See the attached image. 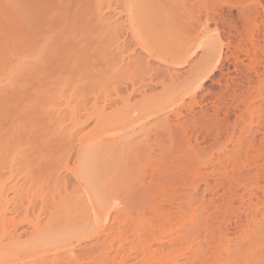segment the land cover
Here are the masks:
<instances>
[{
	"label": "rangeland",
	"instance_id": "obj_1",
	"mask_svg": "<svg viewBox=\"0 0 264 264\" xmlns=\"http://www.w3.org/2000/svg\"><path fill=\"white\" fill-rule=\"evenodd\" d=\"M12 1H14V2H12ZM38 1L39 0H33V1L32 0H9L8 2H6V0H0V55H1L0 56V102H2V101L4 102V103L2 102L3 104L0 103V114H1L2 111L4 113H6L7 111L9 113L11 112V115L13 114L12 112H20V113L21 112L22 113L23 112H27V113L30 112V113H32V111H33L34 114H36L35 112H45V113L47 112V114L50 112L47 115V117H46V115L44 113L43 114V115H45L44 117L50 118L51 116L54 115V116H57V118H60L58 123H57L58 119L55 118L56 119L55 122L52 121V122H54V124H53L54 126L51 127V128H54L55 124L56 123L58 124V126L56 128L58 130H56V129L55 130H56V132L58 131L57 132L58 134L61 133L62 136L58 137L59 135H57V137H56L55 134H57V133H55L54 134L55 136H53V137L57 138V141H56V139L54 141L51 137H49V135L52 136L51 135V131H52V133H54V130L53 129L51 130L50 128H48V127H50L49 125L47 126L48 122L46 123V121L48 119H46L44 117H40L42 115L39 114L40 116L39 115L34 116L35 119H37V117H39L40 119L38 118L35 121V119L33 118L32 120H34L33 122L35 124L32 123L33 125H31V123L30 124L28 123V126L31 125L33 127L35 125L34 128H35V130L36 129L37 130H36V132H33L34 134L37 133V131H40V129H41L40 132L42 133L41 135H40V132L38 133L37 136H39V138L38 137L35 138V136H33L34 138L31 139V141H33L32 143H34L33 145L31 143V145L34 146L33 147L34 149H32V150H35V146L36 147L37 146L38 147L41 146L40 147L41 151L38 150L39 149L38 147H37V150H35V151H39V154H41L40 152H43L44 155L48 154L49 156H46V157L50 158L49 161H48L47 158H44L43 157L44 155L42 154L41 159L39 161H41L42 157H43L45 159L44 162L46 160H47V162H45V164H43L44 162L42 160L43 163L39 164L37 162V160H36V162L39 165H41L42 167L39 166L40 167L39 168L37 166L38 164H36L37 167L36 166L35 167L39 168L40 170H41V168L44 167V170L48 169V171L50 172L49 167L50 166L52 167L54 165L56 167V168H53L54 166L52 167V170L53 169L55 170V171L53 170L54 175L51 176L50 174L49 175L46 174L47 175L46 178L48 176H51V179L53 177V179H55L56 183L58 181L60 183V184L58 183L59 185H61V184L63 185V183L64 184L66 183L65 184L66 186L64 185L65 187H63V190H62L61 186L59 187V185H58V187H59V191L58 192L59 193L58 192H56V193L54 192L56 190V188H58L57 185H56L55 189L51 188V186L52 185L54 186V184H52L50 186V184L47 183L49 185V187H50V188H47V189H51V190H47L45 188V187H47V184L45 185L44 183H42V185L44 184L43 187L42 186L40 187V185H41L40 183L41 182L37 183V179L41 181V179L43 177L42 181H46V180L50 181L49 180L50 178L48 177V179L44 180L45 176H41V175H43L42 173H45L44 171L40 172L41 173L40 174L41 177L38 176L39 178H37V179L34 178L35 175L38 172V169L36 171H35V169H34V171L32 170V172H35L33 174H32V172H30L31 175H32V177L30 176V178L33 181H35V179H36L34 187L32 185L33 183L32 184L30 183L31 184L30 186H32L33 188L30 187L29 185L27 186L26 179H27V181H29L30 178L26 177V179H25V175L24 174H26V176H27L29 174V172H28V174L25 173L24 171H21L20 174L18 172H16V169H18L20 171V169L23 168V167H21L20 169L16 168L20 164H21V166H23L24 163L27 164L28 161L29 162L31 161L28 158L27 159L28 161H25V162L21 163L22 161H19V159H18L19 156L17 154L18 153L20 154V152L23 153L24 152L23 150L27 149L26 146L23 144L24 146L22 145L21 147L18 146L16 149L14 148V150L17 151L16 152L17 154L15 152H14V154L13 153L12 154H13V156L16 154V156L18 158L16 157L15 159H18L17 162L18 161L20 162L18 165H16V167L14 165H11L12 163H10V160L12 162L14 160L12 158V156H11L12 154L11 155L9 154V153H11L10 151H12V149H10V151H8L9 155L7 153H4V154H7L8 157L11 156L10 158H12V159L9 158L10 160L8 159L9 162H7L8 164L10 163L11 167L7 163L5 164V166L7 165L6 167L9 168V169H7L6 172H8L10 174V172H9L10 168H13V169H15V172H14L15 174H13L14 176L12 175V179H10L11 175L9 177V174L7 173L9 178H7V183H5V185H4L6 187L5 188L6 190L4 189V192L6 193L7 196L5 195L4 192L2 194H3L4 197H7L8 201L7 200L6 201L9 202V204L5 203L7 206L4 205L5 206L4 207V206H2L3 204L1 205L2 202L0 203V206H1L0 208L7 209L6 212H5L4 218L0 222H4L6 220L9 221V219L11 221V219L13 218L14 220L12 219L13 220L12 222H15L17 224L18 221L20 222L22 220L20 218L24 219L25 217H27L29 215V217L31 219H33V218H36L35 215L36 216L39 215V217H38L39 219L37 218V221L39 220V222H36V219H35V221L33 220V223L36 222V224H39V225L34 226L35 223L34 224L32 223L33 226H29L30 222H28V224L27 223L25 224V222L30 220V219L28 220L27 218H26L27 220L24 223L21 222L20 224H17L18 227L16 226V228H17L16 232H14V229L11 228L12 224L8 225L9 226L8 227L9 230H10V228L12 229L10 233L14 234L15 239L18 236V235L16 236V234H19V237H18L19 239L18 238L17 239L21 243H19L15 239H12V240L9 239L11 236H13V235H9L10 234V233H8L9 230L6 229L5 232L4 231H0L1 232L0 233V239H2V240H0V246H4L5 247V249L1 247L4 250H2V249L0 250L1 251L0 255H2V251H5L6 249H9L8 251H10V252L13 251L14 255H13V253H11L12 257L11 256L8 257V256L4 255L7 258H11L10 259L11 262H10L9 259H7V260H8V263L9 262L10 263L13 262L12 264H41V263L42 264H49V263L50 264H54V263L55 264H58V263L59 264H104V263L105 264H264V155H262V154H264L263 153L264 152V29H263L264 26L262 27L263 30L261 29L262 33L257 32V34H260V35H258V37L261 36L260 39H258L257 38V34H256L257 30H256V27H254L256 25H254L255 23H253V33H254V30H255L254 37L256 36L258 41L254 37L252 39H255L257 42L260 41L259 43L261 45L260 46L261 48H259V47L257 48L256 47L257 44L254 43L256 41L255 40L252 41L251 35H250V39H251L250 41L252 43L256 44L255 45L256 48L253 46L252 43H251L252 45H250V42L247 41V39H244L245 41H243L245 43H246V41L248 42L246 44L248 45V47L250 46L249 48H250L251 51H249V53H250V55L252 54L251 56L247 53L248 51L247 52H239L238 49H240V48L243 49V47H245V49H246V44L244 43L245 46H243V47L241 46L243 44L242 41H241L242 37L236 38L238 35L237 36L235 35L234 37L232 36L233 38H231L232 42L234 41L233 42L235 44V45L233 44L234 46H237V45L240 44L239 48L237 46V48H238L237 51H236V48H234L232 44L231 45H232L233 48L230 47L231 45L229 46L228 49L226 47H224V46L222 47L223 48L222 49L223 50L222 56H224V57H222L221 60L225 58V54H227L229 57L230 56L232 57L234 55H236V56L238 55V57H240L239 59L244 62V65L240 64V63H243L242 61H239V62L237 61V65L238 66H236L235 64L231 65L230 63H232V62H230V61H232L233 57L231 59L229 58L228 61L226 59L222 60L223 63L220 60L222 65L224 64L223 65L224 68H223L221 63L218 62L219 67L221 66L220 69H219L217 63L215 64V65H217L216 68H215V66L212 63L210 64L209 62H207V65H206V63H203V61L205 62V60L208 59V56H206L207 54L205 53V51H209V50H204V49L205 48L207 49V48L210 47V46L208 47V44L210 42H211V44L214 43V42L212 43V40L214 39L212 37L216 38L215 35L218 34L219 35V36L217 35L218 36V40L222 39L221 42L223 44L227 41L226 38L228 37V35L226 33H224V32H226V27L223 25V21L221 22V19L217 21L218 18H216L217 16H215L214 15L215 13H213V12L218 9L217 13L218 12L221 13L220 10L223 9L221 14H223L222 17L226 16L225 19H228L230 17H231L230 19L237 18L236 14H238L237 13L238 9L236 10L235 7L237 5H238L237 6L238 8L240 7V9H241V7H245L246 6L245 0H243L244 1L243 3H242V0H240V1H238V0H235V1L234 0H221V2L224 5L222 7H221V4H219V3H221L219 0H213V3L216 4V6L220 5V7L217 6L218 8H216V6L214 7L213 4H212L211 6H209L210 7L209 10H206V11L207 12H209L210 10L213 11L212 13L215 16L216 22H218V24H216V26H215L214 25L215 22L213 24L214 20L213 21L210 20L212 23L207 22V23H209V25L207 27L208 31L204 30V27L202 28V26H201L200 29L201 30L203 29V30L202 31L199 30L200 26L196 24L197 22H195L194 24L199 26L198 28L194 27V24H192L193 26H191L190 24L194 22V19L193 20H191V19L189 20V18H191V17L188 16L189 13L191 12L190 15L194 14L196 16L195 17L194 15H191V16H193V18H195V19L197 18V20L199 18H201V17H197V16L198 15H200V16L202 15L200 13L203 10H202V7H200V5L202 4L203 1H204L203 4L207 5V3H206L207 1H205V0H203V1L202 0H183V1L182 0H139V2H138V0H135V1H133V3H128L129 2L128 0H109V1L108 0H103L104 2H106L104 6H102L103 5L102 0H101V2L99 0L98 2H100L102 4H98L100 6L97 7V8H94L95 10L93 9L94 14H90V13L89 14H86V13L83 14L81 10H80L81 11V13H80L79 10H77V9H78V7L80 5L81 6L84 5L82 3H79V2H81L80 0H78V4L79 5H77V2H74V0H72V2L69 0L68 1V7H67V1L66 0H54L55 2L53 0H44V1L40 0L39 1L40 4H41V1L45 2L44 3V5H45L44 7H43V3L40 5V4L37 3ZM60 1H61L62 4H60ZM231 1L234 2L235 4L232 3ZM255 1L256 0H254L253 3H256ZM263 1L264 0H262V4H263V7H264ZM22 2H23V4H22ZM107 2H109V3H107ZM141 2H143V3H141ZM210 2H212V1L210 0ZM224 2L227 3V4L229 3L228 6L231 5L230 3H232L233 5L230 6V8L229 7L227 8V6L225 5ZM60 5L62 6V8L63 7H66V8L62 9ZM234 5H236V6L234 7ZM253 5L255 6V4H251V6H253ZM40 6H41V8H40ZM93 7H95V6H93ZM166 7H168L169 9L166 8ZM232 7L234 8V10H233ZM37 8L39 9L38 13H40V15L37 13V10H38ZM44 8L46 9V11H45ZM145 8H146V11L148 10V13H146L147 15L145 14ZM171 8L173 10L172 13L174 12L173 14L171 13V10H170ZM203 8H204V6H203ZM73 9L74 10L76 9V11H78V13L83 14V15H79L75 11L78 14L75 17L83 19L82 20L83 22L85 21V23H83V25L80 23L81 20H79V19H76L75 22H74V20H72L73 22L70 21V18H71V12L70 11H73ZM207 9H208V7H207ZM228 9H230L231 11L229 12ZM263 9L264 8H262V10L261 9H259V10H260V15L264 19V11H263ZM43 10L46 13L44 12L45 14L41 15V13H43ZM96 10H97V12H96ZM128 10H130L129 14H128ZM132 10H135L136 12L139 11L140 16H139V14H137V15L140 18L141 17L143 18V16H144V20L147 18L146 20L149 21L148 19H150V17H151L150 15L151 14L154 15L152 17H154V19L156 17V19L154 21L152 20V25L149 24L150 26L149 25L145 26L147 22H146V20L144 21L142 19L139 21L140 23L138 22V24L135 23V22H131L130 24L133 23L132 24L133 26L132 25H130V26L134 27V29H133V31H129L130 28H132V27L129 28V25H128V20L130 19L129 16H130ZM141 10H144L143 16L141 15ZM32 11H34V12H32ZM168 11H170V12H168ZM64 12L66 13V15H65ZM61 13H63L64 15L61 14ZM169 13H171L170 16L168 15ZM210 13H208V14H210ZM212 13H211V16H212ZM62 15L64 17L61 18ZM72 15H74V12H73ZM172 15H173V17H171ZM48 16H49V18H48ZM65 16H66V18H65ZM145 16H146V18H145ZM167 16L170 17V19L172 18L173 20H175L174 21L175 23H174L173 20L171 19V21H172L171 25L173 26L172 30L170 29V28H172L170 26H168V28L162 27V22L164 21V19L166 21V19H167L166 17ZM261 16L259 18H261ZM39 17L42 19L41 22H40ZM202 17L204 18V16H202ZM44 18H45V21H44ZM64 18L66 19V21L69 19V21H68V23L66 25H65V23L64 24L61 23V22L65 21ZM48 19L50 20V22H48L49 21ZM263 19H262V24L261 25H263V22H264ZM201 20H203V19L201 18ZM232 20H234L235 22L239 21L237 19H232ZM101 21H102V23H101ZM141 21L144 22V25L142 24ZM191 21H193V22H191ZM220 22L222 23L223 26H220V24H221ZM257 22H259V21L257 20ZM27 23H28V25H27ZM50 23H51V25H50L51 26V31H50V26H49ZM176 23L180 24V26H178ZM84 24H86L87 27ZM175 24L179 27V28L177 27L179 30H180L181 27H182L181 30L184 29V30H182V31H184V34H182V31L180 32L179 30H177L178 31L177 32V31L174 30V29H177ZM70 25L71 26L73 25L72 26L73 29H70V30H74L75 29L76 32L69 31V32H72V33H69L67 35V39H66V35H64V34L68 33V31L67 32H65V31L69 27L71 28ZM102 25H103V27H102ZM174 25H175V28H174ZM217 25L219 26V28L217 27ZM261 25H259V29L261 28L260 27ZM62 26H64V27H62ZM82 26L85 27V28H83ZM214 26H215V28H214ZM33 27H35V29H32ZM38 27H40V28H38ZM113 27H114V29H113ZM222 27H225V28H223L224 32H222L223 31ZM106 28L109 29V30H107ZM195 28L197 29V31H201L203 34H200L201 32L199 34H195L196 33L195 32ZM217 28H218V30H217ZM250 28L252 29V27H250ZM36 30H38V31H36ZM173 30H174V32H173ZM214 30H217L219 33L217 31H214ZM35 31L37 32L36 33L37 35H35ZM57 31H58V33H64V34H62L61 38L59 37L61 39L60 41L62 43V46H63V44H66V43H64L65 41L62 42V40H63L62 38H65L64 40H66V41L68 40L71 43V44L68 43L67 45L70 46L71 51L73 49L72 53H71L70 49H68L69 47L65 46L64 48H67V50H69L70 53L66 52V54L64 56L61 55V54H64L65 50H64V48L61 47V44L58 42L59 41V39H57L58 37L56 38L57 35H55L54 32L57 33ZM134 31L137 32L138 37L140 36L139 34H141L142 38H144L145 41L149 37L147 39V42H148V40H150V41L154 40L152 45L155 42L156 43L158 42L157 43L158 45H156V43L153 45L155 48L159 47V44L161 42H163V43L164 42H166V43L168 42L167 47H166V44H164L165 47H166L165 50H169V48H168L169 46L176 48L177 45L181 44V46L183 47V51H182V47H181V51L184 54V56L182 58H184V60H185V58L187 57V59L185 60L186 63L181 58L180 59L184 62V63L182 62V64L181 63L179 64V59H177L178 60V64L177 63L173 64L174 66L171 64V62H170L171 65L167 63V62L170 61L169 59L166 60L167 62L165 61L166 63H162V62H164L163 60L158 59V58L156 59V56H155L156 50L154 49V47H153V49L155 50V52H153L154 54L152 53L153 55L152 56L149 55L150 57H148L147 53H150L152 51H150V49H148L149 46H148V48L143 47V49H142L141 46L143 44L141 42L145 43L144 39H142V38L141 39L143 41L141 39H139L140 42L137 41L138 44H142L141 46L138 47V45H137V43L135 41L138 37L136 36ZM205 31H207V33ZM25 32H28V33H25ZM38 32H40L41 35H43V36H40L39 35L40 33L38 34ZM49 32L52 33V34L54 33V35H55L54 39L55 40L57 39L58 41L56 43H58L60 45H58L56 43H53L55 40L53 41V39H51V38H53L54 36L53 37L50 36ZM170 32H173V33H170ZM29 33H30V35H29ZM73 33L74 34L78 33L79 35L77 37L81 36L82 38H80V39L76 38V36L73 35ZM70 34H71V36L73 35V37L70 36V38L73 39L75 37L77 40L74 38L76 41H74V39L73 40L71 39V41H70L69 40V35ZM250 34H252V32ZM169 35L171 37H169ZM195 35H198V37L196 36V38H197L196 41H195V38H194ZM30 36H33L34 38H29ZM59 36H60V34H59ZM243 36H244L243 38H246V37L249 38L248 37L249 36L248 33H247V36L246 35H243ZM36 37L37 38L40 37L39 39L40 40L42 39V40H41V42L40 41L39 42L42 43L44 41L43 42L44 44H39V42H38L39 46L37 45L36 48H35L33 46V44L36 45V41H38V40L35 39ZM41 37H43L45 40L43 38H41ZM49 37H51L50 38L51 39L50 42L53 41L52 43L55 44L54 46L58 45L57 47H61L62 48V50H61V48L58 50L59 54H60L59 58L61 56H62L61 57L62 59H63V57L67 58L66 60L64 59V60H59V61L65 63L70 58L69 59L70 61H68L70 64H68V67H67L68 69L67 68L66 69L69 71L70 70L69 69V67H70L69 65H71L72 63H76L77 65L74 64V66L77 67L78 65H80L79 66L81 68L80 70H82L83 71L82 73H85V76H87L89 79H87V77H86L84 79H87L88 81L84 80L83 76H82L81 77L82 79L80 80V78H78V77L75 78L76 77L75 73H74V75L70 74V75H72L71 76L72 78H71V80L69 79L70 80L69 83L65 82V86H64L63 84H64V81H65V77L64 78L61 77V79L64 80V81H61V79H60V81L63 82L61 85H57L56 83H58V84H60V83L59 82H55V84L57 85V87H55L56 90H57V91L55 90V92H56L55 95H58V97L57 96L55 97V95H53L54 96V98H53L52 95H51V97L53 99H51V98L47 99L46 100L47 103H48L47 104L46 102H44L46 97H47L46 96L45 99L43 100V102L46 103V104H44L38 99L37 94L34 93L35 89H37L36 85H38V84H36V82H38L37 78L34 79V77H33V78L29 79V77H28L29 74H27V73H29V70L32 71V72H35V71L39 70L42 67V66H40V63H39V65H37V66H40V68L37 67L36 69H32L31 70V69H29V67L25 68V65H24L25 62L21 60L20 64L22 63L24 65V68L21 69L20 67H18V69L22 73L21 77L22 76L28 77L29 81H27V79H26V82H27V84L29 83L30 85H26L25 84L26 86H23L24 84H22V83H24V82H22V81L24 79L22 78V81H21L22 85L20 86V83L18 82L19 80L16 79L17 77L15 78L14 75L11 74V71L13 70L12 68H14V66H15L13 64H15V62H17V60H16V58H13L14 60L13 59L11 60V57L10 58L8 57V53H9L8 51L12 50L13 53H15V57L16 56L17 57L18 56L21 57L25 53L23 51L24 49H25L26 52L32 53L31 55H33L37 49L39 50L40 45H41L42 49L40 48V52L43 50V53L45 52V54H47V53L49 54L51 52V48H53V46H52L53 44L52 43H51V46H50ZM133 37H135L136 39L133 38ZM173 38H174V40H173ZM235 39H237V40H235ZM239 39H240V43L238 41ZM5 40H6V42H5ZM27 40H29L30 42L27 41ZM72 41H74L73 44H72ZM235 41H237L238 44L235 43ZM31 42H32V45H31ZM173 42H175L174 46L172 45ZM197 42L200 43L201 47H200V45H197V44H199ZM215 42L217 43V39H216ZM192 43L194 44L193 46H191ZM82 44H83V46H82ZM29 46H33L35 51L33 49H31V50H33V52H30L29 51L30 50ZM145 46H147V44H145ZM27 47H29V48H27ZM194 47L196 48V50L194 49ZM55 48L52 49L53 54H55L56 53V49H58V48H56V49ZM120 48H121V50H120ZM144 48L149 50L150 52H148ZM7 49H8V51H7ZM27 49H29V50H27ZM192 49H194V51ZM226 49H227V51L224 54V51ZM175 51H177V49ZM175 51H174V53H175ZM229 51H231V52H229ZM241 51H243V50H241ZM61 52H63V53H61ZM192 52H194V53L196 52V54L194 55V54H192ZM253 52H255V56L256 57L253 56ZM243 53H247L248 57L249 56L250 57L248 58L247 54H245L246 56L245 55H241ZM188 54H189V57H188ZM52 55H51V58L53 59ZM57 55H58V53H57ZM113 55H115V56H113ZM104 56H105V58H104ZM2 57H5L6 59H4ZM205 57H206V59H205ZM111 58H113V59H111ZM246 58H248V59H246ZM251 59H252V61H254V60L257 61L258 60L257 64H256L255 61H254V63L252 62L253 65H254V69H252L253 65L250 62ZM46 62H47V59L45 60L44 63L46 64ZM226 62L227 63L229 62V64H227ZM234 62L235 61H233V63ZM42 63H41V65H42ZM44 63H43V66L45 65ZM54 63H53V65H55V66H53V65L46 66V68H44V69L42 67L40 70L43 69V72H46V70L49 67L52 68L53 70L54 69L58 70V68H56L57 67L56 66L57 63L56 62H54ZM63 63H61V64H63ZM106 63H107V65H106ZM110 63H112L111 66H110ZM199 63H201V67L200 68H198V66L200 65ZM248 63L250 65H252V66H247ZM66 64H67V62H66ZM12 65H13V67H12ZM113 65H115V67ZM168 65H170V66H168ZM210 65L214 66V69H212L211 72H210V68H209ZM255 65H257V66H255ZM64 66H63V68H64ZM94 66H95V68H94ZM106 66H108V67L109 66L110 67L113 66L111 68L112 71L114 70L116 72V69H117L118 70L117 72L121 73V75L125 74V73H128V74H126V76L125 75L121 76L120 74L117 73V75H115V77H114V75L111 77L112 74H115V72L113 71V73L111 72L112 74L109 75L110 77L108 78L107 74L110 73L109 72L110 69L108 70V67H106ZM225 66L228 67V68H225ZM58 67H59V64H58ZM196 67H197V69H196ZM234 67H236L237 70L235 69L233 71ZM247 67H249V69H251L253 72L256 71L255 70V68H256L258 72L260 71V73H259L260 76H256V75H258V74H256L257 71L255 73H252V71L249 70V69H248L249 70L248 71ZM63 68H61V70H59V71L61 72L62 70H64ZM84 68L87 69V71ZM93 68H94V70H93ZM27 69H28V71H26ZM105 69H106V71H108L107 74H105V72H106ZM198 69H201V70H198ZM221 69H223V71ZM48 70H50V69H48ZM57 70H56V72H57ZM74 70L73 71L76 72L75 68H74ZM77 70H78V68H77ZM208 70H209L210 74L207 75L209 72L205 73L206 77H205V75L203 76V77H205L204 78L205 80L203 79V77H202L203 81L199 80L200 82L202 81V83H201L202 84L201 85L202 89H200L201 87L198 88L199 89V93H198V90L196 91V99L198 97L197 101L202 103L201 105L200 104L199 105L201 107H203V109H205V106H202V105L206 104L207 105L206 107L208 108V109L206 108V110H208L209 112H197V111L200 110L199 109L200 106L198 107V105H197L194 108L196 110V111L194 110L195 112H189V110H188V112H189L188 113L187 112L188 107L187 106L185 107L184 105H186L188 100H190V99L183 97V93L185 94V92H187L191 88V86L188 89H185V88H187V87H185V84L189 85V83H190L189 80H192V79H194V77H197V76H195V73L197 75H199V74L201 75V72L203 73V72H206ZM228 70H229V72H227ZM59 71L57 73H60ZM97 71H98V73H97ZM99 71H101V72H99ZM138 71H139V73H138ZM199 71H201V72H199ZM15 72H18V70L15 71ZM47 72H46V74L45 73L44 74L42 73V74L45 76L49 72L53 73L52 70L49 71L48 73ZM64 72L67 73V71H65V70H64ZM86 72H88L89 75H87ZM135 72H136V75H135ZM51 73H50V75H51ZM78 73L76 72L77 76L80 75ZM90 73H91V75H90ZM99 73H100V76H99ZM38 74H41V72L40 73L38 72ZM64 74H63V76H64ZM133 74L135 75L136 78L133 77L134 76ZM119 75H120V77H119ZM232 75L233 76L234 75L238 76L241 79H244L243 76H247V77H249V79H251L249 81V79L247 77H245L246 81H243L244 83L247 82V80H248V82H250L249 84L247 82V84H248L247 86L252 85V86H250L249 89H248V87L246 88V85H244V83L242 81H241L242 84L240 83L241 87H240V85H237V86H238L239 90H240V88H241V90L243 88L244 89L246 88L248 91L253 87V89L251 90V93L249 92L250 94H248L247 90H245L244 92H247L246 94L241 92L239 95L244 94L245 96L242 95L243 96L242 98H244V97L246 98V97L250 96V99H251L250 103L252 105L249 103V101H248V103L250 104V106H253V109L255 107V109H254L255 111H253V109L251 108L250 111L252 110V112H241V111L244 110L246 103L244 105H242L239 102V99L241 100V96H239V97L235 98L236 100L232 101V103L234 102L232 105H234V107H235L236 103H240V105L237 104L238 106L236 105V107H237V109H240L241 111L240 110L238 111L237 109H232L234 107L231 106V108H229V111L231 110L230 112H211L212 107L216 105V100L218 101V99H215L216 97L214 98L210 93L212 92L213 95H214V93H215V95L221 93L220 87H218V84H216V81L220 79V82L223 85L224 84L223 82H226V81L229 82L228 80H229V77H230L231 80H233V79L236 80V82L233 81L235 84L240 82V78H238V77L232 78L233 77ZM16 76H18V75H16ZM34 76L38 77V75H34ZM51 76L53 78H55L56 74L54 76V73H53ZM129 76L132 77V78H129ZM59 77H58V79H59ZM99 77H101V78H99ZM19 78H20V76H19ZM49 78H50V76H49ZM106 78L109 79V80H107ZM123 78H124V80H122ZM125 78L126 79L129 78L130 80L129 79L126 80ZM76 79H77V82H76ZM100 79H102L105 82H103L102 80L99 81ZM225 79H226V81H225ZM30 80H32V81H30ZM35 80H36V82H34ZM39 80H43L44 83L47 81V85L46 84L44 85L43 81H42V84H43V86L50 87L51 83L49 82V84H48L49 79L47 78V76H46V78L43 77L42 79L40 78ZM50 80H51V78H50ZM125 80H126V82H125ZM237 80H238V82H237ZM252 80L254 81L253 82L254 84L251 83ZM66 81H67V78H66ZM149 81H151V82H149ZM8 82L11 83L12 85H10ZM102 82L104 83V85L102 84ZM172 82L175 83V84H173ZM231 82H229V83L231 84ZM66 83H68V84H66ZM8 84L11 87H9ZM42 84H41V89H42ZM131 84H133L134 92L131 91V89H132V85ZM51 86H52V84H51ZM98 86H99V88H98ZM29 88L30 89L33 88L34 91L30 90ZM43 88H45V87H43ZM52 88H54V87L52 86ZM82 88H83V90H84V88H86V90H87V88H88V90H90V91L87 90V93H88L87 95L84 93V92H86L84 90L83 93L86 95V96L83 97L84 99L82 98V95H84V94H82V95H80V93L77 94L78 91L80 89H82ZM37 90H39V89H37ZM52 90L53 89H50L51 94H52ZM83 90H81V92ZM185 90H187V91H185ZM42 91L40 90L39 92H42ZM130 91L133 92V93H131V95H129ZM45 92H49L48 89ZM96 92H98V93H96ZM60 93H62V94H60ZM205 93H206V95H204L205 98L202 97L203 100L201 101V99H200V101H199V95L200 94H205ZM41 94H43V93H41ZM187 94L188 93H186L184 96H186ZM60 95H62V96L59 97ZM44 96L45 95H43V98H44ZM181 96L183 98H185V101H186L185 102L186 104H184L182 106H184L187 109L185 110V108L183 107L184 110H185L184 111V110H182L180 108V110L182 111L181 113L183 114V116L181 115L180 119H179V117H177L178 118L177 119L176 117H174L175 115H173L171 111L176 109L177 106H179V105L181 106V104L184 103V102L181 103L182 101H184V99H182ZM40 97L42 98V96H40ZM48 97H50V96H48ZM127 97H128V100H126ZM179 97H180V99H179ZM186 97H189V96H186ZM144 98L146 99L145 101H149L148 98L149 99L150 98H153V99L155 98L154 100L152 99L153 102L155 101L154 104H157V103L160 102V105H162L161 101H165V103L167 101V103H166L167 105L174 104V103L176 104L177 100H180V102H178L177 105H175V104L173 105L174 109H172L173 107L171 108V105H170V107H168L169 109L168 108L166 109L167 112H164L166 110H164L162 112L161 109L163 107L162 108L160 107L161 108L160 109L161 112H159V109H157V111L152 109L154 107L153 106L154 104L152 102H151V104H153V105H152L151 109H149L150 108L149 107L150 106L149 105L150 102L149 103L145 102L146 103L145 106L148 104L149 105L148 109L152 111V114H150V113H148L150 111L146 108L147 106L144 107V108L147 109V110L144 109L146 112L145 111L141 112L143 110H142V107L140 108V106L141 105L144 106V104L142 103ZM189 98H191V97H189ZM122 99H124V100H122ZM14 100H15V102H14ZM152 100H150V101H152ZM237 100H238V102H237ZM156 101H158V102H156ZM242 101H243V99L241 100V102ZM245 101H247V100H244L243 103ZM126 102L128 103V106L125 105ZM221 102H218V105ZM227 102H226V104H227ZM39 103L40 104L42 103V104L40 105ZM140 103H142V104H140ZM189 103H191V102L189 101ZM34 104H36V105H34ZM33 105H34V107H33ZM54 105H56V106H54ZM160 105H158V107ZM44 106H46V107H44ZM243 106H244V108H243ZM94 107H96V109ZM138 107L141 109V111H140V109H138ZM155 107L157 108L156 105H155ZM166 107H164V109ZM190 107H191V105H190ZM190 107H189V109H190ZM238 107H240V108H238ZM259 107H260V109H259ZM41 108H43V109H41ZM214 108H213V110H214ZM257 109H258V111H257ZM262 109H263V112H260L259 110L262 111ZM51 110H52V112H51ZM98 110H99V113L100 112L103 113L102 116H104L105 118L108 116L106 119L102 120L103 123L105 121L104 124L106 126L101 122V120H99V121L102 124H99V121H98V117L99 116L96 118L97 115L94 114L96 111L98 112ZM153 110H154V112H153ZM235 110H237V111H235ZM74 112L76 114L75 115L76 116L75 119L77 118L76 120H77V124L78 125L77 124L76 125L78 126V128L75 127L76 126L75 124H74L75 126L73 125V122H72L73 119L72 120L70 119V117H71L70 113H74ZM114 112H116V113H114ZM9 113H8V115L4 114L6 116V118H7L6 120H4V121H6V124L8 123L7 122L8 120L10 122V120L12 118L17 117V116L12 117L10 115L9 118H11V117L12 118L9 119L8 118ZM30 113H28V114L31 117ZM51 113H53V114H51ZM55 113H56V115H55ZM57 113H59V115ZM89 113L90 114L92 113L91 117H90ZM173 113L174 114L175 113L181 114L180 112H173ZM34 114L32 113V115H34ZM62 114H63V116H62ZM23 115H25V114H23ZM109 115H110V117H109ZM201 115L203 117L206 115L205 116L206 119H207V116H208L209 119L210 118H212V119H211V121L208 120V122H207V120L205 118H203ZM0 116H2L3 119L5 118L3 115H0ZM18 116L19 117H17L14 120V123H15L16 120L18 121V118L25 117V116L22 117L21 114L18 115ZM87 116H88V118H87ZM27 118H29V117L28 116L25 117L26 121H27ZM52 118H51V120H52ZM25 119L22 120L23 122L22 121H20V122H22V124H23L24 122H26ZM30 119L31 118H29V120ZM116 119L118 121H116ZM166 119H167L168 122L166 121ZM226 119H228L227 120V122H228L227 124L228 125L230 124V126L228 127L230 130L227 129L228 125L227 126L224 125V124H226L224 122ZM29 120H28V122H29ZM173 120L174 121L175 120L176 121L177 120H179V121L182 120L181 123H182V126H184V129L186 130L185 133H186L187 138H188V135H190L189 139H190L191 144L194 145L195 143H198V144L200 143L199 144L200 147H202V145L204 147H207L206 148L207 150H203V148L201 150L203 151V153H205L204 151H206L205 155H206V158L208 157V159H206V158L205 159L202 158L204 160H199L198 159V162H197L198 164L196 163L197 159L195 160V162H194L193 159H191V160L188 159L186 161L185 160L183 161L182 159L178 158L179 160H176L177 157H174V158L173 157H167V158L164 159V158L160 157V155H161L160 148L161 147H160V145H158L159 140H156L157 143L155 142V140L153 138V136H155V135H150V136H152V137H150L151 140L149 139V141H151V142H149V143L147 142L146 143V141H145L146 138L144 139V137L141 136V135H143V133H145V132H143L144 129L142 131L143 133L140 131V134H139V130L142 128L141 125L143 126V124H144L143 128L147 126L149 129L147 127H146V129L151 131V134L152 133L154 134L156 132V131H154L155 129L156 130L158 129V131H159V129L162 130L163 127H164L162 125H164L165 123H168L167 125H165V126L168 127L171 124V123L169 124V122H172ZM191 120H192V122H191ZM96 121H98V122H96ZM176 121L174 123H176ZM0 122H1V120H0ZM59 122H61V123H59ZM107 122H109V123H107ZM183 122H184V125H183ZM2 123H3V121H2ZM96 123H98V124H96ZM12 124H13V122H12ZM50 124H51V122H50ZM3 125L5 126V124H3ZM3 125H1L0 127L4 128ZM10 125H11V123H10ZM172 125H173V123L170 126H172ZM8 126L9 125L5 126V130L6 131H7L6 127H8ZM139 126L141 127L140 129H139ZM95 127H98V128H95ZM153 127L154 128L156 127V128L154 129ZM167 127H164L165 130L169 129ZM172 127H174V129L177 130V129H179L180 126L178 127L175 124ZM186 127H188V128H186ZM230 127L231 128L233 127L232 131H231ZM1 128H0V130H1ZM152 128L154 130H152ZM224 128H226L229 132L231 131V133H227V134H229V135L232 134V136L228 135L227 137L226 136L224 137V132H225L223 130ZM44 129L48 130L47 133L45 132L46 130L44 131L45 134L43 132ZM100 129L102 130V133H98L99 131H101ZM29 130H30V128H29ZM32 130L33 129H31V131ZM95 130H97V131H95ZM131 130L132 131L134 130L135 133L133 132V134H130V133H132V132H130ZM148 130H146V132H148ZM26 131H27V129H26ZM90 133H91V135H88L89 137L92 136V138L96 137V139H97L98 136H99V138L101 140L98 139L99 141L98 140L97 141H98V143L100 142V144L102 146L106 147V149L104 151L108 150L107 148L111 149L112 145H113V147H116L118 144H119L118 146L125 145L127 147V145H129L131 147H133V146L137 147V144H139V142L141 144V142L143 143V141H145L146 145L148 144L149 147L151 146V148H153V150H155L154 153H153L152 149L151 148L149 149L150 150L149 152L152 151V153L154 154L153 155L151 153V155H153L154 158L152 156L147 158L148 160L152 159L151 161H149L150 163L152 162L151 164L147 161L149 163V165L146 164L147 162H146V159H145L147 156H150L148 150L146 151L147 153H145V154L141 153V154H144V155H141L140 153L138 154V155H141L142 159L143 158L145 159V160H142V161L139 160L140 163H138V161H137L138 164H134V162H135V158H134V160L132 162L129 161V159H128V162H127L128 165L126 164V167L124 166L125 164H123V166H124L123 168H128V169L132 170V172H133L134 168H135V171H137L139 169L138 172H135L133 174L135 176H137L136 173L139 174L140 171H141V175L140 174L139 175L140 176L143 175L144 182H143V180H141V181L143 182L142 184H144V185L143 186H142V184H140V185L142 186V188H144V190H145V185H146V187H148L150 189L148 191L151 192V195H149V197L151 196V198H149L150 202L148 201V203H147V201H144L146 198L143 199V195L141 194L142 197L140 195V198H142L144 203L146 202L148 205L145 203L146 205L143 206L144 204H142V206L144 207L143 208L141 206L142 209L137 207V208L140 209V211H138L137 214L135 213L137 211H135V212L133 211V210H135L134 206L136 205V204L132 205L133 202H135V200H133V199H131V201L133 200L132 202H129V203H131L130 206L131 207L133 206L132 208H134L133 210H131L132 212H134V214L133 213L131 214L130 210L129 211H128V209L126 210V207H127L126 204H128L127 201L123 202L121 204L118 201L119 202V205H118L119 209H116V208H118V206L116 204L115 205L112 204L114 206V208H112L111 206L107 205L109 203V201L111 200V198L109 197V199H108L107 196L104 198V200H106V198L108 199L107 200L108 203H106V205L103 204L102 202H99L100 198L99 199L97 198L96 203H94V197H93V202L91 203V200L88 201L87 195L84 194L85 192L83 191V189L79 188V187L83 186L84 190L86 189L85 188L86 186H84V181L85 180L83 181V179H82L83 182H80V180H79L80 178H76L77 177V173H79V167L81 166V164L79 166L81 158H80V160L78 158H79V155H80L79 153H81V150H82L81 148L82 147L80 146L79 143L80 142L82 143L81 137H82L83 134H84L83 135L84 137H82V138H85L87 136V134H90ZM156 133L158 134V132H156ZM218 133H219V139L217 140V143L216 142L213 143V141L215 139L214 136L216 134H218ZM1 134H2L1 135V137H2L4 133H1ZM5 134H6V132H5ZM65 134H67V135L71 134V136L74 134L73 135L74 140H73L72 137L70 138V139L73 140L72 143L73 142L74 143L73 144L71 143L70 144L71 146H70L68 144L69 142L67 141V139H64L65 140V145L67 144L66 146H68V147H65V145H62L63 143L61 144V147H60L59 146L60 142H63V141L59 142V140H61V139H58V138H61V137L64 138L63 135L65 136ZM85 134H86V136H85ZM97 134H98V136H93V135H97ZM20 135H22V133ZM20 135H18V136L20 137ZM28 135H29V133H28ZM125 135H127L128 137L125 136ZM44 136H46V137H44ZM47 136L49 137L48 139H47ZM124 136H125V138L126 137L127 138L124 139ZM144 136L146 137V133H145ZM26 137H27V135H25V137H24L25 140H26ZM79 137H80L81 141L78 139ZM27 138L30 139V137H27ZM40 138H42V140L44 142L42 140H41L42 141L41 143L40 142H35V141H40ZM157 138L158 137H156L155 139H157ZM15 139H17V138H15ZM21 139H23V136H22ZM86 139H87V137H86ZM45 140H47V142ZM51 140H53V141H51ZM141 140H143V141H141ZM195 140H197V142H195ZM13 141L11 140V142H13ZM66 141L68 143H66ZM16 142L18 144L19 141H16ZM22 142H23V140H22ZM56 142L58 144H56ZM114 142H115V144H113ZM212 143L215 144V145H211ZM51 144H53V145H51ZM143 144H141V145H143ZM256 144H257V146H256ZM31 145H29V146L31 147ZM152 145H153V147H152ZM98 146H100V145H98ZM125 146L121 147L122 148L121 151L124 150L123 148ZM143 146H145V145H143ZM143 146H141L140 149L144 148ZM148 146H146V147L148 148ZM253 146H256L258 149L257 148L255 149V147L253 148ZM62 147L68 148V149H64V148L61 149ZM146 147H145V149H147ZM101 148H103V147H101ZM79 149H81V150H79ZM98 149L100 150L99 147L96 150H98ZM116 149L114 148V150H116ZM129 149H127L125 151H128ZM134 149L138 150L139 148L138 149L134 148ZM258 150H260V152ZM5 151L6 150H4V152ZM110 151H112V152H110L112 154L113 152H116L118 150H116V151L110 150ZM121 151L119 149V152H121ZM159 151H160V154H159ZM50 152H52L51 153L52 155L50 154ZM130 152H131V150H130ZM140 152H144V151L141 150ZM0 153H3V152H0ZM32 153H33V151H32ZM37 153L38 152H36L35 154L37 155V158H38L39 155ZM62 153H64V154H62ZM104 153H107V152H104ZM110 153L109 154L107 153L106 156L107 155L110 156ZM132 153H133V150H132ZM134 153H136V151H134ZM259 153H262L261 154L262 156ZM29 154H30V152H28V154H26V155L28 156ZM114 154H113V156H114ZM146 154H149V155L145 156ZM36 155H35V157H36ZM138 155L135 154V156H138ZM32 156H33V154H32ZM66 156H67V158H66ZM124 156L127 157L126 155H124ZM128 156H131V155H128ZM142 156H144V157H142ZM8 157L4 156L5 162L7 161L6 158H8ZM22 157H21V159H24V157L23 158ZM52 158H54V159L52 160ZM108 158L110 159L111 156L108 157ZM128 158H130V157H128ZM141 158H138V159H141ZM0 159H3V155H2V158L0 157ZM114 159H118V158L115 157ZM50 160H52V161H50ZM60 160L63 161V162L61 163ZM110 161H113L112 163H114L113 159L110 160ZM2 162H3V160H2ZM15 162H16V160H15ZM15 162H14V164H15ZM50 162L53 163V165H51ZM124 162H125V160H124ZM4 163H2V164H4ZM47 163H49L48 166H46ZM54 163H57V164L55 165ZM58 163H60V164L58 165ZM65 163L68 166H64V165H66ZM2 164H0V167L3 168V166H1ZM25 164H24V166H25ZM32 164H33V162H32ZM117 164L118 163H116V166H117ZM43 165H45V166H43ZM151 165H153V166H151ZM28 166H29V164H28ZM28 166H25V167L29 171V169L31 170L33 166L31 168H29ZM141 166L142 167L146 166L144 168L145 170L143 171V172L146 171L145 174L142 173L143 169L141 168ZM67 167L70 170H72V172H70V170L67 171L68 170ZM118 167H119L118 170L120 171V166H118ZM121 167H122V164H121ZM65 168L67 169L66 171H65ZM4 169H0V170H4ZM115 169H117V167ZM150 169H151V171H150ZM45 171H47V170H45ZM126 171H129V170H126ZM147 171H148V174H147ZM157 171H159V172H157ZM12 172H11V174H12ZM26 172H27V170H26ZM107 172H109V170ZM128 173H131V172H128ZM4 174H5V170H4ZM51 174H52V172H51ZM108 174H110V172ZM121 174H122V172H121ZM123 174L124 175L121 176V177L125 178L126 177L125 176V172ZM166 174H168V175H166ZM1 175H2V172H1ZM1 175H0V182H1V179L2 180L6 179V178H2ZM33 175H34V177H33ZM128 176H129V179H130L132 177V174L131 175L128 174ZM4 177H6V174L4 175ZM121 177H119V178H121ZM123 178H121V180H123ZM127 178L128 177H126V180H128ZM135 178H138V177H135ZM32 180L30 182H32ZM126 180H125V183H126ZM132 181H133V179H132ZM139 181L140 180H138V182ZM2 182H4V181H2ZM23 183H25L27 187L31 188V190L28 189L25 186V184H23ZM49 183H51V182H49ZM119 183H120V181H119ZM133 183L134 182H132V184ZM1 184H3V183H1ZM36 184H38L39 189L40 188H42V190H44L43 188L46 189L43 192H42L41 189H40L41 191L38 190L42 194L45 193L44 195H41V193H37L36 192V190L38 189L35 186ZM127 185H128V188H129V184H127ZM140 185L138 187L141 189V192H142L143 189L140 187ZM148 185H150V187ZM12 186H13V188H12ZM14 186H15V189L17 188L15 191L21 190L20 195L23 192L22 195L20 196L22 199H23V196H26L27 198L29 197L28 200L30 198L32 200L35 199V201H31V204H30L31 206L30 205L28 206L30 208H28L29 213H28V211H27L28 214L26 213L27 216H25L26 207L28 205V204H26L28 202V201L26 202L27 198H24V202L22 204L21 202L23 200L20 201V199H21L20 197H19V199H17L18 196L17 197L14 196V192H15L14 191ZM122 186H125V185H122ZM135 186H136V184H135ZM135 186H132V187H135ZM25 187L27 189V193L29 192V194H27L26 191H22V190H24ZM132 187L130 186L131 192H133ZM34 188H36L35 191H34ZM60 189L62 190V193H61L62 196L66 197L67 199L70 197L68 199L70 201V203H68V204H70V205L67 204L66 198L64 199V201L67 204L65 206L66 209L62 205V204L65 203L64 201H61V202H64V203H60L62 207L58 206V207L55 208V205H54L55 203L58 204L60 202L59 200H61V199L63 200V198L60 199V197H61V195H60L61 190ZM80 189H82V190H80ZM121 190H123V189H121ZM134 190H137L136 187H135ZM139 190H137L138 191L137 194H135V192H133L136 195V196L135 195L134 196L137 199H139V196H138L139 194L138 193H141V192H139ZM0 191L2 192L3 190H0ZM30 191H33V192L31 193ZM51 191L54 192L53 193L54 195L51 193ZM145 191L148 192L147 190H145ZM145 191L142 192V193H145ZM17 193H19V192H17ZM17 193H16V195H18ZM47 194H51V195L48 196ZM120 194H121V192H120ZM28 195H30V196H28ZM74 195L77 196L80 200L77 199V197L75 198ZM121 195H123V194H121ZM128 195H124V196H126L127 199H129ZM50 196H53V198H54V200H56V202L54 200H52V197H50ZM83 196L85 198H83ZM42 197H44V198L46 197L47 199L46 198L42 199ZM126 197L125 198L122 197L123 200H121V201H125ZM49 198H51L50 199L51 201L50 200L48 201ZM4 199H6V198H4ZM4 199H1V197H0V201H3ZM41 199L43 201H41ZM101 199H100V201H101ZM142 199H140V200H142ZM74 200L75 201L77 200L76 201V204H77L76 208L74 207V205H75V201ZM4 201H3V203H4ZM36 201H37V203H41V204L43 203V205L37 204ZM52 201L55 202V203H52ZM73 201H74V205L72 203ZM83 201H85L84 203L87 202V204H83ZM107 201H105V202H107ZM10 202H12V203H10ZM47 202H48L49 205H47ZM20 203L23 206H25L24 207L25 208L24 211H23V208L19 207V206H22ZM50 203H52V205ZM90 203L91 204L94 203V207H95V204L100 205L102 203L101 206H100V209H99L98 205H96V207H95V208H97V210L100 213H103L107 206H108L109 210L111 208L113 209V210L111 209V213L112 212L115 213L114 211H116V210H118L119 213H120L119 216H117V214L114 216L113 213L110 214L109 210L106 209V212L108 211V213L103 214V216L106 217V214L107 215L109 214L110 216L109 215L108 216H109L110 219L108 217H106L108 219V220H106L105 217H102L101 218L102 219L101 224L105 225L104 228L106 230L104 229L103 231L108 233V234H104V232H103L102 233V235L104 234L103 236L101 234H99V236H97L99 238H97V237L94 238L98 233H96V235L94 234L95 236L94 235H92V236L89 235V236H91L90 238H89L88 234L86 236L87 238L86 237L83 238L81 236L82 235L81 229H82V231H84L85 228L89 229V227L92 226V224H93V226H95V227H92V228L96 229V227H97L96 224H98V225L100 224V220H101L100 216L102 214L100 215L98 211H96L97 214H95V213L93 214L92 210H95V208L91 210ZM110 203H109V205H110ZM112 203H114V201H112ZM135 203H138V205H140L141 201L140 202L136 201ZM149 203H151V205H149ZM18 204H20V205L17 206ZM33 204H35V205H33ZM78 204H80V205H78ZM14 205H16V206H14ZM46 205L50 206V207H47ZM138 205H136V206H138ZM32 206L33 207L36 206L35 207L36 209L33 208L34 210H32V208H31ZM40 206L43 208V210H42L43 213L40 212L41 211V209H40L41 207ZM91 206L93 207V205H91ZM115 206H117V207H115ZM17 208H21V209H17ZM74 208L76 209V211H75ZM87 208H89L90 211H88L89 209H87ZM120 208H122V210H120ZM16 209H17V211H15ZM114 209H116V210H114ZM38 210H40L39 211L40 214H38ZM87 211L89 212V215L93 214V216L95 215V217H96V215H100L99 218H98V216L96 217V218L99 219V223H96V221H93L91 223V221L93 219L94 220H96V219L94 217H92L93 218L92 219L91 215L89 216L90 217V219H89L88 215H87L88 213L85 214ZM120 211L121 212L123 211V212L121 213ZM126 211H128L129 213L127 212V214H126ZM3 212H2V215L4 214ZM55 212H58V213H56V215H55ZM21 214L22 215L24 214L25 217H23ZM139 215H141V216H139ZM143 215L146 217V220H145V217H143ZM52 216L58 217L57 218L58 220H57L56 223H59V224L54 225V226H56V229H55V227L52 226L51 228L48 227L50 230L49 229L47 230L45 228V226H47V223H48L50 217L52 219ZM113 216H114V218L118 217V220L120 219L121 222H120V220L118 221L116 218H115L116 221H114L113 220L114 219ZM130 216L131 217L133 216L131 218L132 220L129 219ZM1 217L2 216L0 214V220H1ZM125 217H126V219L127 218L128 219L126 220ZM4 219H6V220H4ZM55 219L53 220L54 223H55ZM59 219H61V220L59 221ZM74 219H76V220H74ZM105 220L107 222H105ZM147 220L149 222H147ZM8 221H6V222L8 223ZM10 221H9V223H10ZM124 221H126L127 223L124 222ZM6 222H4V224L2 223V225L5 226ZM81 222H84V223L80 224ZM138 222L140 224H138ZM49 223H50L49 226H51V223H53V222H51V220H50ZM2 225L0 223V226H2ZM103 225H101V227H103ZM131 225H132V227H131ZM39 226L41 227V229H40ZM31 227L32 228L34 227L36 230L39 229V231L41 230V232H40L41 234L39 233V231H37L39 235L36 234V236H34L35 235L34 232H36V231H34ZM0 228H1V230L4 229L3 226L0 227ZM42 228H45L44 230H46V231H44V234H42L43 233L42 232L43 231ZM117 228L121 231L120 233H121L122 236H121L120 239L117 236V234H120V233L116 232ZM131 228H132V230H131ZM133 228H137V229H134L135 230L134 233L136 232L134 235H137L136 239L132 238L133 237V235H132ZM52 229H53V231H52ZM141 229H143V230H141ZM32 230H33V232H32ZM112 230H114V231H112ZM136 230H139V231L137 232ZM147 230H148V232H147ZM6 232L8 234V237H3L2 238L1 236H3V233H5L4 236H7ZM12 232H14V233H12ZM76 232L77 233L80 232L81 234L80 233L77 234ZM73 234L75 236H73ZM77 235H78V237L80 235L82 238H80V237H79L80 239L79 238H75V237H77ZM84 235H86V234H84ZM113 236H115V240H114ZM14 237H12V238H14ZM71 237H72V239H71ZM112 238H113L114 242H112ZM144 240H146V241H144ZM119 241H121L123 243H121ZM130 241L132 242V246L133 247L136 246L135 248H133L131 246V242ZM107 243H109V246H110V243L112 244L110 246L111 249H109V253L107 254L108 256L106 255L107 246H105ZM142 244H143V246H145L146 250L144 249ZM20 245L22 246V249H21ZM16 247H17V249H16ZM102 247H104L105 249H103ZM142 247L144 249V252H143ZM12 248H13V250H12ZM26 248H27V250H26ZM130 248H132V249H130ZM14 249H16V250H14ZM56 249L59 250V251L57 252ZM15 252H17V253H15ZM117 252H119V253H117ZM130 252H131V254H130ZM7 253L8 252L6 250V254ZM66 253H67V255H65ZM3 254H5V253L3 252ZM69 254L72 255V257L74 259ZM69 257H71L70 258L71 260H69ZM105 257H107V258H105ZM0 258H2L1 259L2 261L0 260L1 264H2V262H3V264H4L5 261L7 262L6 259H4V261H3V258H4L3 256H1ZM72 260H74V261H72ZM104 260H106V261H104Z\"/></svg>",
	"mask_w": 264,
	"mask_h": 264
},
{
	"label": "bare ground",
	"instance_id": "obj_2",
	"mask_svg": "<svg viewBox=\"0 0 264 264\" xmlns=\"http://www.w3.org/2000/svg\"><path fill=\"white\" fill-rule=\"evenodd\" d=\"M8 1H9V0H8ZM8 1L6 0V2H8ZM32 1H33V0H32ZM39 1H40V0H39ZM39 1L37 2L38 4H40ZM43 1H44V0H43ZM53 1H54V0H53ZM66 1H67V7H68V1H69V0H66ZM70 1L72 2V0H70ZM80 1H81V2H79V3H82V4H84V5H82V6L80 5L79 7L77 6V7H78L77 10H79L80 13H81V11H82L83 14H84V13H86V14H89V13H90V14H94L93 9L99 7L100 5H98V4H102V3H100L101 0H100V2H98L99 0H80ZM108 1H109V0H108ZM128 1H129L128 3H133V1H135V0H128ZM182 1H183V0H182ZM202 1H203V0H202ZM202 1H201V2H202ZM205 1H207V2H206L207 5H204V4H203L204 1L202 2L203 5H202V4H201V5L199 4L200 7H202V10H203V11L205 10L204 12L202 11L205 15L200 11V12H201L200 14H202V15H201V16H200V15L197 16V17H201L203 20H201V18H199L198 20H197V18H196V19L193 18V16H191V15H194V14H191V15H190V13H191V12H190L188 16L191 17V18H189V20H190V19H191V20L194 19V22L191 21V22H193V23H191L190 25L193 26L192 24H194L195 22H197L196 24L199 25L200 27L197 26L196 24H194V27H197V28L199 27V30H201L200 28H201V26H202V28L204 27V30H207V31H208L207 27H208L209 23H207V22L212 23L211 21L214 20V21H213V24H214V22H215L214 25L216 26V24H218V22H216V18H218L217 21L221 19V22L223 21V25L226 27V32H224V29H223V28H225V27H222L223 31H222V30H221V31L224 32V33H226V34L228 35V37H227V38L225 37V38L227 39V41H226L224 44L221 42L222 39H219V40H218V36H219L218 34L215 35L216 38H215V37H212V38H214V39H213L214 41L212 40V43L214 42L215 44H214V43L211 44V42H210V43H209L210 45L208 44V47H209V46H210V47L207 48V49H206V48L204 49V50H209V51H205V53H206L207 55H206L205 53H204V54H205L206 56H208V59H206V57H205L206 60L204 59L205 62L203 61V63H206V65H207V62H209L210 64L212 63V64L215 66V68H216V66L218 65V62H219V63H221V62L223 63L222 60L226 59V60L228 61L229 58L231 59V58L233 57L234 60L232 59V61H230V62H232V63H230V64H231V65H234V64H235L236 66H238V65H237V61H238V62H239V61H242V60L239 59L240 57H238V55H237V56L234 55V56H232V57H231V56L229 57L227 54H225L226 51H227V49L229 48V46H230L231 44H232V45L234 44V43H233L234 41L232 42V39H231V38H233L235 35H236V36L238 35L236 38H240V37H242V39H243V40L241 39V41H242V43H243V44L241 43V44H242V45H241L242 47L245 46V45H244L245 42H243V41H245L244 39H247V41L250 42V45L253 44V46L255 47V45L257 44L256 47H257V48H258V47L261 48V47H260L261 45H260V43H259L260 41L257 42V41H258L257 38L260 39L261 36L258 37V35H260V34H257V32L262 33L261 29H262V27L264 26V22H263V25H261V24H262V19H263V18H262V16L260 15V10H259V9L262 10V8H264V7H263V4H262V0H256V1H255L256 3H253L254 0H245L246 6H245V7H241V9H240V7H239V8L237 7L238 5H237V6L234 5V7L236 6V7H235L236 10L238 9V10H237L238 12L236 11L238 14H236V17H237V18H232V19H237V20H239V21H236V22H235L234 20L230 19L231 17H230V18L227 17L229 20H228V19H225L226 16H225V17H222L223 14H221V13H222V10H223V9L220 10L221 13L218 12L219 14L217 13V10H218V9L215 10L216 12H215V11L213 12V11H211V10H210L209 12H207L206 10H209V8H210L209 6H211V5L213 4V6L215 7L216 4L213 3V0H211L212 2H210V0H209V1H208V0H205ZM219 1L221 2V0H219ZM234 1H235V0H234ZM238 1H240V0H238ZM12 2H14V1H12ZM54 2H55V1H54ZM74 2H77V5H79V4H78V0H77V1L74 0ZM96 2H97V3H96ZM102 2H103V5H102V6H104L106 2H104L103 0H102ZM136 2H137V1H136ZM138 2H139V0H138ZM163 2H164V1H163ZM216 2H217V1H216ZM225 2H226V1H225ZM225 2H224V3H225ZM231 2H232V1H231ZM243 2H244V1L242 0V3H243ZM18 3H19V2H18ZM18 3H17V4H18ZM33 3H34V2H33ZM42 3H43V7H44V6H45V5H44L45 2H42V1H41V4H42ZM64 3H65V2H64ZM107 3H109V2H107ZM141 3H143V2H141ZM209 3H210V4H209ZM232 3H234V2H232ZM232 3H230L231 5H229V6H228L229 3H228V4L225 3V5L227 6V8H228V7L230 8V6L233 5ZM263 3H264V1H263ZM8 4H9V3H8ZM12 4H13V3H12ZM14 4H15V3H14ZM22 4H23V2H22ZM41 4H40V5H41ZM60 4H62L61 1H60ZM94 4H95V5H94ZM126 4H127V3H126ZM135 4H136V3H135ZM219 4H221V7L224 6L222 2L219 3ZM234 4H235V3H234ZM251 4H255V6H254V5L251 6ZM32 5H33V4H32ZM108 5H109V4H108ZM11 6H12V5H11ZM60 6H61V5H60ZM65 6H66V5H65ZM93 6H95V7H93ZM126 6H127V5H126ZM164 6H165V5H164ZM203 6H204V8H203ZM217 6L220 7V5H217ZM217 6H216V8H218ZM250 6H251V7H250ZM26 7H27V6H26ZM35 7H36V6H35ZM38 7H39V6H38ZM80 7H81V8H80ZM127 7H128V6H127ZM168 7H169V6H168ZM168 7H166V8H168ZM185 7H186V6H185ZM207 7H208V9H207ZM40 8H41V6H40ZM46 8H47V7H46ZM61 8H62V6H61ZM63 8H66V7H63ZM63 8H62V9H63ZM79 8H80V9H79ZM90 8H91L92 10H91ZM146 8H147V7H146ZM146 8H145V14L148 13V10L146 11ZM232 8H233V7H232ZM30 9H31V8H30ZM35 9H36V8H35ZM37 9H38V8H37ZM44 9H45V8H44ZM57 9H58V8H57ZM88 9H89V10H88ZM103 9H104V8H103ZM129 9H130V8H129ZM136 9H137V8H136ZM149 9H150V8H149ZM168 9H169V8H168ZM199 9H200V8H199ZM28 10H29V9H28ZM41 10H42V9H41ZM47 10H48V9H47ZM80 10H81V11H80ZM94 10H95V9H94ZM170 10H171V13H172V11H173L172 8H171ZM200 10H201V9H200ZM228 10H229V12L231 11L230 9H228ZM233 10H234V8H233ZM38 11H39V9L37 10V13H38ZM45 11H46V9H45ZM45 11L43 10V13H41V15H42V14L44 15V14L46 13ZM48 11H49V10H48ZM75 11H76V9H75V10L73 9V11H70V12H71V18H70V21L73 22L72 20H74V22H75L76 19H79V20H81L80 23L83 25V23H85V21L83 22V21H82L83 19H80V18L75 17V16L78 15V14H79V15H83V14H80V13H78V11H76V12L78 13V14H77ZM91 11H92V12H91ZM129 11H130V10H128V14L130 13ZM263 11H264V9H263ZM263 11H262V12H263ZM32 12H34V11H32ZM35 12H36V11H35ZM44 12H45V13H44ZM59 12H60V11H59ZM65 12H66V11H65ZM65 12H64V13H65ZM73 12H74V15H72ZM96 12H97V10H96ZM100 12H101V11H100ZM159 12H160V11H159ZM168 12H170V11H168ZM210 12H211V13H212V12L215 13L214 15L217 16V17L215 18V16L213 15V13H212V16H211V13H210ZM14 13H15V12H14ZM47 13H48V12H47ZM143 13H144V10H141V15H142V16H143ZM163 13H164V12H163ZM171 13H169L168 15L170 16ZM173 13H174V12H173ZM173 13H172V14H173ZM198 13H199V12H198ZM208 13H210V14H208ZM216 13H217L218 15H217ZM25 14H26V13H25ZM32 14H33V13H32ZM38 14L40 15V13H38ZM49 14H50V13H49ZM61 14H63V13H61ZM61 14H60V15H61ZM137 14H139V16H140L139 11H138V12H136L135 10H132V11H131V14H130V16H129L130 19L128 20L129 28L133 26V25H132L133 23L130 24L131 22H135V23L138 24V22H139L141 19L144 20V16H143V18H142V17L140 18ZM150 14H151V13H150ZM33 15H34V14H33ZM33 15H32V16H33ZM50 15H51V14H50ZM63 15H64V14H63ZM63 15L61 16V18L64 17ZM65 15H66V13H65ZM146 15H147V14H146ZM148 15H149V14H148ZM174 15H175V14H174ZM18 16H19V15H18ZM21 16H22V15H21ZM30 16H31V15H30ZM72 16H73V17H72ZM150 16H151V17H150ZM150 16H149L150 19H148L149 21L146 20L147 18H146V16H145V18H146V19H145L146 22H147V23L149 22L148 24L146 23L145 26H147V25H149V24L152 25V20L154 21V20L156 19V17H155V19H154V17H152V16H154V15L151 14ZM194 16H195V15H194ZM202 16H204V18H203ZM260 16H261L262 19L259 18ZM40 17H41V16H40ZM40 17H39V19H40V22H41L42 19H41ZM46 17H47V16H46ZM51 17H52V16H51ZM67 17H68V16H67ZM171 17H173V15H172ZM177 17H178V16H177ZM195 17H196V16H195ZM219 17H220V18H219ZM24 18H25V17H24ZM48 18H49V16H48ZM65 18H66V16H65ZM65 18H64V19H65ZM74 18H75V19H74ZM166 18H167L166 21H165V19H164V21L162 22V27L168 28V26H170V27H172V28H170V29L172 30V29H173V26L171 25V24H172V21H171L172 18L170 19V17H168V16H167ZM175 18H176V17H175ZM182 18H183V17H182ZM258 18H259L261 21H260ZM6 19H7V18H6ZM33 19H34V18H33ZM46 19H47V18H46ZM168 19H169V20H168ZM48 20H49V19H48ZM53 20H54V19H53ZM79 20H78V21H79ZM145 20H144V21H145ZM172 20H173V19H172ZM195 20H196V21H195ZM210 20H211V21H210ZM257 20H258L259 22H257ZM14 21H15V20H14ZM44 21H45V18H44ZM68 21H69V19H68L67 21H66V19H65V21H64V22H61V23H62V24L65 23V25H66V24L68 23ZM174 21H175V20H173V22H174ZM198 21H199V22H198ZM252 21H253V22H252ZM263 21H264V19H263ZM48 22H50V20H49ZM54 22H55V21H54ZM76 22H77V21H76ZM90 22H91V21H90ZM141 22H142V24L144 25V22H143V21H141ZM155 22H156V21H155ZM178 22H179V21H178ZM221 22H220V23H221ZM237 22H238V23L240 22V23L238 24ZM251 22H252V23H251ZM260 22H261V23H260ZM52 23H53V22H52ZM61 23H60V24H61ZM69 23H70V22H69ZM101 23H102V21H101ZM139 23H140V22H139ZM153 23H154V22H153ZM174 23H175V22H174ZM174 23H173V24H174ZM220 23H219V24H220ZM247 23H248V24H247ZM250 23H251V24H250ZM253 23H255L254 25H256V26H254V27H256V30H257V31H256L257 38H256V36L254 37L255 30H254V33H253ZM24 24H25V23H24ZM78 24H79V23H78ZM176 24H177V23H176ZM176 24H175V25H176ZM27 25H28V23H27ZM29 25H30V24H29ZM50 25H51V23L49 24V26H50ZM73 25H74V24H73ZM73 25H72V26H73ZM84 25L86 26V24H84ZM111 25H112V24H111ZM130 25H132V26H130ZM175 25H174V28H175ZM177 25L180 26V24H177ZM177 25H176V28L178 27ZM223 25H222V23L220 24V26H223ZM251 25H252V26H251ZM259 25H261V26H260V27H261L260 29H259ZM33 26H34V25H33ZM36 26H37V25H36ZM47 26H48V25H47ZM70 26H71V25H70ZM72 26H71V28H70V27L68 28L69 30L67 29V30L65 31V32L68 31L67 34H64V33H58V31H57V33L54 32L55 35H57L56 38L58 37L57 39H59V41H58L57 39H56V40L54 39V38H55L54 33L52 34V33L49 32V33H50V36H52V37L54 36L53 38L49 37V42L51 41V39H53V41L55 40L54 42L52 41L53 43H56V42L58 41V42L61 44V47H62V48H64L65 46H68V47H69L68 49H70V46L67 45V44L70 43V42H69L68 40H67V41H68V42H67L66 40H64L65 38H62V39H63L62 42L65 41L64 43H66V44H63V46H62V43H61V41H60V40H61L60 38L62 37V34H64V35H66V39H67V35H68L69 33L76 32L75 29H74V30H70V29H73ZM115 26H116V25H115ZM137 26H138V25H137ZM149 26H150V25H149ZM160 26H161V25H160ZM188 26H189V25H188ZM215 26H214V28H215ZM28 27H29V26H28ZM60 27H61V26H60ZM62 27H64V26H62ZM82 27H83V26H82ZM86 27H87V26H86ZM102 27H103V25H102ZM189 27H190V26H189ZM217 27L219 28L218 25H217ZM250 27H252V29H251ZM38 28H40V27H38ZM52 28H53V27H52ZM83 28H85V27H83ZM110 28H111V27H110ZM129 28H128V29H129ZM141 28H142V27H141ZM157 28H158V27H157ZM178 28H179V27H178ZM178 28H177V29H174V30L177 31V30H179ZM181 28H182V27H181ZM181 28H180V30H179L180 32H181L182 30H184V29L181 30ZM205 28H206V29H205ZM218 28H217V30H218ZM21 29H22V28H21ZM23 29H24V28H23ZM30 29H31V28H30ZM32 29H35V27H33ZM32 29H31V30H32ZM53 29H54V28H53ZM57 29H58V28H57ZM59 29H60V28H59ZM92 29H93V28H92ZM106 29H107V28H106ZM106 29H105V30H106ZM113 29H114V27H113ZM133 29H134V27L130 28L129 31H133ZM145 29H146V28H145ZM154 29H155V28H154ZM158 29H159V28H158ZM190 29H191V28H190ZM263 29H264V27H263ZM263 29H262V30H263ZM2 30H3V29H2ZM28 30H29V29H28ZM28 30H27V31H28ZM38 30H39V29H38ZM38 30H36V31H38ZM44 30H45V29H44ZM55 30H56V29H55ZM99 30H100V29H99ZM107 30H109V29H107ZM141 30H142V29H141ZM159 30H160V29H159ZM174 30H173V32H174ZM202 30H203V29H202ZM202 30H201V31H202ZM217 30H214V31H217ZM36 31H35V35H37V34H36V33H37ZM50 31H51V26H50ZM69 31H72V32H69ZM83 31H84V30H83ZM113 31H114V30H113ZM201 31H197V29L195 28V32H196L195 34H199ZM207 31H205V32L207 33ZM249 31H250V32H249ZM260 31H261V32H260ZM3 32H4V31H3ZM30 32H31V31H30ZM33 32H34V31H33ZM47 32H48V31H47ZM52 32H53V31H52ZM105 32H106V31H105ZM134 32H135V31H134ZM159 32H160V31H159ZM173 32H170V33H173ZM177 32H178V31H177ZM191 32H192V31H191ZM197 32H198V33H197ZM217 32H218V31H217ZM242 32H243V33H242ZM251 32H252V34H250ZM25 33H28V32H25ZM39 33H40V32H38V34H39ZM206 33H205V34H206ZM218 33H219V32H218ZM244 33H245V34H244ZM247 33L249 34V36H248L249 38L246 37V36H247ZM32 34H33V33H32ZM47 34H48V33H47ZM59 34H60V36H59ZM104 34H105V33H104ZM135 34H136V36L138 37L137 32H135ZM146 34H147V33H146ZM148 34H149V33H148ZM182 34H184V31H182ZM185 34H186V33H185ZM187 34H188V33H187ZM200 34H203V33L201 32ZM29 35H30V33H29ZM39 35H40V36H43V35H41V33H40ZM64 35H63V36H64ZM73 35H75L76 38H78V39L82 38L81 36L77 37V36L79 35L78 33H77V34H74V33H73ZM73 35H72V36H71V34L69 35V40H70V41H71V39H72V38H70V36L73 37ZM82 35H83V34H82ZM109 35H110V34H109ZM139 35L141 36V34H139ZM159 35H160V34H159ZM217 35H218V36H217ZM243 35H246V36H245L246 38H243V37H244ZM250 35H251V39H252L253 37L256 38L257 41H256L255 39H252V41H254V40L256 41V42H254V43H256V44H254V43H252V42L250 41V40H251V39H250ZM252 35H253V36H252ZM134 36H135V35H134ZM136 36H135V37H136ZM140 36H139L138 38L136 37L138 40H137L135 37H133V38L136 39V40H135L136 43H137V41L140 42L139 39L142 38V36H141V37H140ZM146 36H147V35H146ZM181 36H182V35H181ZM196 36L198 37V35H195V37H194V38H195V41H196V39H197ZM232 36H233V37H232ZM1 37H2V36H1ZM26 37H27V36H26ZM59 37H60V38H59ZM64 37H65V36H64ZM87 37H88V36H87ZM158 37H159V36H158ZM169 37H171V36L169 35ZM5 38H6V37H5ZM27 38H28V37H27ZM29 38H34V37H33V36H30ZM39 38H40V37H38V38L36 37V38H35L36 40H38V41H36V45L33 44V46H34L35 48H36V46L38 45V42H39V41L41 42V40H42V39L40 40ZM41 38H43V37H41ZM50 38H51V39H50ZM74 38H75V37H74ZM74 38H73V39H74ZM76 38H75V39H76ZM148 38H149V37H148ZM148 38H147V39H148ZM212 38H211V39H212ZM219 38H220V37H219ZM43 39H44V38H43ZM73 39H72V40H73ZM75 39H74V41L77 40V39H76V40H75ZM93 39H94V38H93ZM104 39H105V38H104ZM115 39H116V38H115ZM142 39H144V38H142ZM142 39H141V40H142ZM147 39H146V41H145V39H144L145 43H144V42H141L143 45H142V44H138V43H137V45H138V47L142 45V46H141L142 49H143V47L148 48V46H149L148 49H150V51H152V52H150L149 50H147V49L144 48L145 50H147L148 52H150V53H147V54H148V57H150L149 55L152 56V55L154 54L153 52H155V50H156V52H155L156 59L158 58V59L163 60L164 62H162V63H166V62H167L166 60L169 59L170 61L167 62L168 64H170V62H171L172 65H173V64H176V63L178 64V60H177V59H179V64H180V63L182 64V62H183L182 60H184V58H182V57L184 56V54H183V52H182V51H183V47L181 46V44H180V45H177L178 47L176 46V48H175V47H171V46H169V47H168L169 50H165V48L167 47L168 42H167V43H166V42H164V43L161 42V43L159 44V47L155 48L153 45H154L156 42L152 45V43L154 42V40H153V41L148 40V42H147ZM166 39H167V38H166ZM170 39H171V38H170ZM216 39H217V43L215 42ZM31 40H32V39H31ZM44 40H45V39H44ZM84 40H85V39H84ZM112 40H113V39H112ZM173 40H174V38H173ZM176 40H177V39H176ZM191 40H192V39H191ZM235 40H237V39H235ZM27 41H29V40H27ZM74 41H72V44L74 43ZM80 41H81V40H80ZM142 41H143V40H142ZM156 41H157V40H156ZM189 41H190V40H189ZM218 41H219V42H218ZM238 41H239V43H240V39H239ZM247 41H246V43H248ZM5 42H6V40H5ZM9 42H10V41H9ZM24 42H25V41H24ZM29 42H30V41H29ZM40 42H39V44H44V43H43L44 41H43L42 43H40ZM52 42H50V46H51V43H52ZM107 42H108V41H107ZM170 42H171V41H170ZM33 43H34V42H33ZM53 43H52V44H53ZM96 43H97V42H96ZM108 43H109V42H108ZM157 43H158V42H157ZM157 43H156V45H158ZM189 43H190V42H189ZM197 43H199V42H197ZM235 43L238 44L237 41H235ZM246 43H245V44H246ZM251 43H252V44H251ZM1 44H2V43H1ZM14 44H15V43H14ZM26 44H27V43H26ZM56 44H58V43H56ZM60 44H58V45H60ZM70 44H71V43H70ZM97 44H98V43H97ZM145 44H147V46H145ZM164 44H166V47H165ZM174 44H175V42L172 43L173 46H174ZM195 44H196V43H195ZM8 45H9V44H8ZM28 45H29V44H28ZM31 45H32V42H31ZM54 45H55V44L52 45L53 48H55V47L58 48V49L55 48V49H56V53H55V52H54V53H55L56 55L53 54V51H52L53 48H51V52H50L49 54H48V53L45 54V52L43 53V50L40 52L41 45H40L39 50L37 49L36 51H35V49H34L33 46H29V47H30V50H29V49H27V50H29L30 52H33V50H34L35 53H34L33 55H31L32 53L26 52L25 49H24L23 51H24L25 53H24L21 57H19V56H18V57H17V56L15 57V53H13L12 50H9V51H8V49H7V51L9 52V53H8V57H9V58L11 57V60H12L13 58H16V60H17V62H15V64H13V65H15V66H14V68H12L13 70L11 71V74L14 75L15 78L17 77L16 79L19 80L18 82L20 83V86H21L22 84H24L23 86L30 85L29 83L27 84V82H26V79H27V81H29V80H28V77H29V79H30V78H33V77H34V79L37 78L38 82H36V80H35L34 82H36V84H38V85H36V87H37V89H39V90L35 89V92H34V93L37 94L38 99H39L42 103H44V102L47 103V101H46L47 99H49V98L53 99V98H54L53 95H55V93H56V92H55V90H56L55 87H57V85H61V84L63 83V82H61V81H64V80L61 79V77H63V78L65 77V81H64V84H63L64 86H65V82H68V83H69V81H70L71 78H72L71 76L74 75V73H75V75H76L75 78L78 77V78H80V80L82 79V78H81L82 76H83V79L87 77V76H85V73H82L83 71L80 70V69H81V68L79 67L80 65H78L77 67L74 66V64L77 65L76 63H72L73 65H72V64L69 65V66H70V67H69L70 70L68 71V70H67V69H68L67 67H68V64H70V63L68 62V61H70V60H69L70 58L68 59V61H66L67 64H66V62L63 63V62L59 61V60H64V59L66 60L67 58H66V57H65V58L63 57V59H62V58H61L62 56L59 58V55H60V54H59V51H58V50H59L61 47H57L58 45H56V46H54ZM84 45H85V44H84ZM86 45H87V44H86ZM193 45H194V44L192 43L191 46H193ZM197 45H200V43L197 44ZM232 45H231L230 47H231V48H233V47L236 48V51H237V49L239 48V45H240V44L237 45L238 48H237V46H234L235 44L233 45V47H232ZM26 46H27V45H26ZM38 46H39V45H38ZM42 46H43V45H42ZM77 46H78V45H77ZM82 46H83V44H82ZM99 46H100V45H99ZM101 46H102V45H101ZM223 46L226 47L227 49L224 51L225 58L221 60V58L224 57V56H222V54H223V50H222L223 48H222V47H223ZM29 47H27V48H29ZM104 47H105V46H104ZM141 47H140V48H141ZM153 47H154L155 50L153 49ZM170 47H171V48H170ZM181 47H182V51H181ZM200 47H201V45H200ZM200 47H199V48H200ZM249 47H250V46H249ZM249 47H248V45L246 44V49H247V50L245 49V47H243V49L240 48V49H238V50H239V52H247V51H248L247 53L250 55L249 51H251V50H250ZM256 47H255V48H256ZM37 48H38V47H37ZM62 48H61V50H62ZM75 48H76V47H75ZM199 48H198V49H199ZM248 48H249V49H248ZM252 48H253V47H252ZM252 48H251V49H252ZM10 49H11V48H10ZM12 49H13V48H12ZM31 49H33V50H31ZM41 49H42V48H41ZM46 49H47V48H46ZM100 49H101V48H100ZM142 49H141V50H142ZM176 49H177V51H175ZM184 49H185V48H184ZM194 49L196 50L195 47H194ZM194 49H192V50L194 51ZM198 49H197V50H198ZM64 50H65L64 54H61V55H63V56L66 54V52H69V50H67V48H64ZM64 50H63V51H64ZM66 50H67V51H66ZM88 50H89V49H88ZM120 50H121V48H120ZM153 50H154V51H153ZM170 50H171V51H170ZM178 50H179V51H178ZM233 50H234V49H233ZM241 50H243V51H241ZM258 50H259V49H258ZM54 51H55V50H54ZM70 51H71V49H70ZM72 51H73V49H72ZM72 51H71V53H72ZM99 51H100V50H99ZM143 51H144V50H143ZM174 51H175V53H174ZM254 51H255V50H254ZM76 52H77V51H76ZM189 52H190V51H189ZM229 52H231V51H229ZM57 53H58V55H57ZM61 53H63V52H61ZM69 53H70V52H69ZM69 53H68V54H69ZM74 53H75V52H74ZM77 53H78V52H77ZM84 53H85V52H84ZM84 53H83V54H84ZM152 53H153V54H152ZM179 53H180V54H179ZM247 53H243V54H241V55H245V54H247ZM52 54H53V55H52ZM80 54H81V53H80ZM99 54H100V53H99ZM182 54H183V55H182ZM190 54H191V53H190ZM192 54L195 55L196 52H195V53L192 52ZM192 54H191V55H192ZM232 54H233V53H232ZM234 54H235V53H234ZM248 54H247V57H248ZM51 55L53 56V59L51 58ZM78 55H79V54H78ZM78 55H77V56H78ZM92 55H93V54H92ZM111 55H112V54H111ZM229 55H230V54H229ZM251 55H252V54H251ZM251 55H250V56H251ZM0 56H1V55H0ZM74 56H75V55H74ZM107 56H108V55H107ZM113 56H115V55H113ZM245 56H246V55H245ZM250 56H249V57H250ZM253 56L256 57V56H255V52H253ZM253 56H252V57H253ZM54 57H55V58H54ZM72 57H73V56H72ZM87 57H88V56H87ZM188 57H189V54H188ZM234 57H235V58H234ZM249 57H248V58H249ZM254 57H253V58H254ZM2 58L6 59L5 57H2ZM9 58H8V59H9ZM31 58H32V59H31ZM78 58H79V57H78ZM78 58H77V59H78ZM91 58H92V57H91ZM91 58H90V59H91ZM104 58H105V56H104ZM154 58H155V57H154ZM180 58H181L182 60H181ZM248 58H246V59H248ZM26 59H27V60H26ZM46 59H47V62H46V64H45L44 62H45ZM111 59H113V58H111ZM117 59H118V58H117ZM186 59H187V57L185 58V60H186ZM189 59H190V58H189ZM13 60H14V59H13ZM21 60L25 62V64H24V65H25V68H26V67H27V68L29 67V69H31V70H32V69H36L37 67L40 68V66H42L43 69H44V68H46V66H51V65H53L54 62H56V63H57V64H56V66H57L56 68H58V70H57V69H54V70H53V69L50 68V67L48 68V69H50V70H48V69L46 70V72H47V71L49 72V71L52 70V72L54 73V76H55V74H56V76H55V78H53V77L51 76L53 73H51V72H49V73L47 72L48 74L44 76L43 74H44V73L46 74V72H43V69L40 70V69L42 68V67H41L39 70H37L39 73L41 72V74H38V72L35 71V70H34L35 72H32V71L29 70V73H27V74H29L28 77H25V76H22V77H21L22 73H21V72L19 71V69H18V67H20L21 69L24 68V65H23L22 63L20 64ZM25 60H26V61H25ZM98 60H99V59H98ZM107 60H108V59H107ZM118 60H119V59H118ZM118 60H117V61H118ZM161 60H160V61H161ZM185 60H184V61H185ZM220 60H221V62H220ZM253 60H254V59H253ZM256 60H257V59H256ZM80 61H81V60H80ZM82 61H83V60H82ZM111 61H112V60H111ZM165 61H166V62H165ZM180 61H181V62H180ZM201 61H202V60H201ZM233 61H235V62L233 63ZM254 61H255V60H254ZM254 61H252V59H251L250 62H251L252 65H253ZM257 61H258V60H257ZM257 61H255L256 64H257ZM7 62H8V61H7ZM11 62H12V61H11ZM42 62L45 64L44 66H43V63H42ZM242 62H243V61H242ZM250 62H249V63H250ZM252 62H253V63H252ZM4 63H5V62H4ZM26 63H27V64H26ZM39 63H40V66H37V65H39ZM41 63H42V65H41ZM61 63H63V64H61ZM107 63H108V62H107ZM107 63H106V65H107ZM118 63H119V62H118ZM118 63H117V64H118ZM183 63H184V62H183ZM185 63H186V61H185ZM216 63H217V65H215ZM222 63H221V65H222ZM226 63H227V62H226ZM249 63H248V65H247V64H246V65H247V66H252V65H250ZM7 64H8V63H7ZM54 64H55V63H54ZM58 64H59V67H58ZM65 64H66V65H65ZM78 64H79V63H78ZM91 64H92V63H91ZM111 64H112V63H110V66H111ZM171 64H170V65H171ZM199 64H200V65L198 66V68L201 67V63H199ZM227 64H229V62H228ZM238 64H239V63H238ZM240 64H241V65H244V62H243V63H240ZM259 64H260V63H259ZM13 65H12V67H13ZM62 65H63V66L65 65L66 67L64 66V68H63ZM166 65H167V64H166ZM170 65H168V66H170ZM213 65H212V66H213ZM223 65H224V64H223ZM223 65H222V66H223ZM53 66H55V65H53ZM110 66H109V67H110ZM113 66L115 67V65H113ZM113 66H112V67H113ZM173 66H174V65H173ZM176 66H177V65H176ZM212 66H211V65L209 66V68H210V72H211L212 69H214V66H213V67H212ZM227 66H228V65H227ZM255 66H257V65H255ZM10 67H11V66H10ZM71 67H72L73 69H72ZM104 67H105V66H104ZM106 67H108V66H106ZM109 67H108V70L110 69V70H109V72H110L109 74H107V73H108V71H106L107 68L105 69V71H106L105 74L108 75V76H107L108 78L110 77L109 75H111V74L113 73V71H114V70L112 71V69H111L112 67H110V68H109ZM218 67H219V65H218ZM61 68H63L65 71H67L68 74H67L66 72H64V70H62V71L60 72L59 70H61ZM66 68H67V69H66ZM74 68L76 69V72H77V73L79 72L78 74H80V75L77 76L76 72H74V71H75ZM77 68H78V70H77ZM94 68H95V66H94ZM94 68H93V70H94ZM220 68H221V66L219 67V69H220ZM223 68H224V66H223ZM225 68H228V67L225 66ZM16 69L18 70V72H15V71H17ZM84 69H85V68H84ZM101 69H102V68H101ZM114 69H115V68H114ZM196 69H197V67H196ZM235 69H236V67L233 68V71H234ZM248 69H249V67H247V70H248ZM252 69H254V65H253V68H252ZM56 70H57V72L59 71L60 73H57ZM73 70H74V71H73ZM85 70L87 71V69H85ZM102 70H103V69H102ZM198 70H201V69H198ZM221 70L223 71V69H221ZM221 70H220V71H221ZM226 70H227V69H226ZM236 70H237V69H236ZM249 70H251V69H249ZM249 70H248V71H249ZM255 70L257 71L256 68H255ZM26 71H28V69H27ZM44 71H45V70H44ZM54 71H55V72H54ZM72 71H73V72H72ZM117 71H118V70L116 69V72L114 71L115 74H112L111 77H112L113 75H114V77H115V75H117V73L121 75V73H119V72H117ZM248 71H247V72H248ZM251 71H252V70H251ZM256 71H255V72H256ZM31 72H32V73H31ZM71 72H72V73H71ZM84 72H85V71H84ZM99 72H101V71H99ZM111 72H112V73H111ZM199 72H201V71H199ZM207 72H209V70L206 71V72H203V73L201 72V75L198 73L200 76L197 75V74L195 73V76H197V77L199 76V77H198L199 79H198L197 77H194V79L189 80V81H190L189 85H186V84H185V87H187V88L184 87L185 89H188V88L191 86V88H190L191 90L189 89L191 92L188 90L190 93H189L187 90H185V91H187V92H185V94L188 93L186 96H189V97H191V98L184 96L185 94L183 93V97L190 99V100H188L187 104L185 103V102H186V101H185V98H183L182 96H181V98L184 99V101L181 100V101H182L181 103H183V102H184V103L181 104V106L178 104L179 106H177V108L175 107L176 109H174L173 105H174L175 103H174V104H170V105H171V108L173 107L172 109H174V110L171 111L172 114L175 115L174 117H176V118L179 117V119H180L181 115L183 116V114L181 113L182 111L180 110V108H181L182 110H184V108L187 106L188 109L185 108V110L187 109V112H188V110H189V112H195V111H196V110L194 109L195 106L198 105V107H199V106L202 104V103H200V102L197 101L198 97H197V99H196V91L198 90V93H199V89H198V88H200L201 85H202V84H201L202 81H203V80H202V77H203L204 75H205V77H206V74H205V73H207ZM210 72H209L207 75H209ZM227 72H229V70H228ZM255 72L252 71V73H255ZM14 73H15L16 75H18V76H16ZM20 73H21V74H20ZM34 73H35V74H34ZM36 73H37V74H36ZM42 73H43V74H42ZM50 73H51V75H50ZM64 73H65V74H64ZM86 73H87V75H89L88 72H86ZM93 73H94V72H93ZM97 73H98V71H97ZM131 73H132V72H131ZM138 73H139V71H138ZM147 73H148V72H147ZM259 73H260V71H259V72L257 71L256 74H258V75H256V74H255V75H256V76H260ZM11 74H10V75H11ZM19 74H20V75H19ZM30 74H31V75H30ZM33 74H34V75H38L39 78H38V77H35ZM63 74H64V76H63ZM70 74H72V75H70ZM126 74H128V73H125V74H122V75H125V76H126ZM143 74H144V73H143ZM202 74H203V75H202ZM10 75H9V76H10ZM41 75H42V76H41ZM90 75H91V73H90ZM120 75H119V77H120ZM122 75H121V76H122ZM133 75H134V74H133ZM133 75H132V76H133ZM135 75H136V72H135ZM135 75H134L133 77H135ZM19 76H20V78H19ZM46 76H47V78L49 79L48 84H49V82H50L54 88H52L51 84H50V87H48V86H43V84H44V85H45V84L47 85V81L44 83L43 80H39L40 78L42 79L43 77L46 78ZM49 76H50L51 80H50ZM59 76H60V77H59ZM79 76H80V77H79ZM99 76H100V73H99ZM104 76H105V75H104ZM232 76H233V75H232ZM240 76H241V75H240ZM58 77H59V79H58ZM89 77H90V76H89ZM105 77H106V76H105ZM117 77H118V76H117ZM117 77H116V78H117ZM149 77H150V76H149ZM192 77H193V76H192ZM192 77H191V78H192ZM205 77H203V79H204ZM235 77H238V76H235V75H234L232 78H235ZM245 77H247V76H243L244 79H241L240 77H238V78H240V82H238L239 79L237 80V82H238L239 84H238V83L235 84L234 82H236V80H235V79L231 80L230 77H229V80H228V81H229V82L232 81L231 84H230L229 82H227L226 79H225L226 82H223V83H224L223 85H222V83L220 82V79L216 81V84H218V87H220L221 93H219V94H217V95H215V93H214V95H213L212 92L210 93L214 98L216 97L215 99H218V101L216 100V105H215V106H213L214 104L212 103V104H213V105H212L213 107H212L211 112H230L231 110L229 111V108H231V106L234 107V105H232L234 102L232 103V101L236 100L235 98H237V97H239V96H241V100H242V99H243V101H244V100H247V101H245V102L243 103V101L241 102V100L239 99V102H240L242 105H244V104L246 103V104H245V108H244V106H243L244 110L241 111L240 109H237L236 105H237V104L240 105V103H236L235 107L232 108V109H237L238 111L240 110L241 112H252V110L250 111L251 108L253 109V106H250V104H251V103H250V102H251L250 96H248V97H246V98H245V97L242 98L243 96H245L244 94H246L247 92H248V94H250V93H251V90L253 89V87H252L249 91L246 89L247 87H248V89H249L250 86H252V85L247 86V85L250 83V82H248V80H247L248 84H247V82H245L246 84L243 82V81H246ZM15 78H14V79H15ZM22 78L24 79L23 81H22ZM56 78H57V79H56ZM66 78H67V81H66ZM73 78H74V77H73ZM75 78H74V79H75ZM92 78H93V77H92ZM92 78H91V79H92ZM99 78H101V77H99ZM99 78H98V79H99ZM129 78H132V77L129 76ZM129 78H128V79H129ZM135 78H136V77H135ZM135 78H134V79H135ZM247 78L249 79V77H247ZM11 79H12V78H11ZM11 79H10V80H11ZM34 79H33V80H34ZM60 79H61V81H60ZM69 79H70V80H69ZM87 79H89V78L87 77ZM87 79H84V80H87ZM102 79H103V78H102ZM102 79H100L99 81H101ZM106 79H107V78H106ZM119 79H120V78H119ZM125 79H126V78H125ZM128 79H126V80H128ZM10 80H9V81H10ZM44 80H45V79H44ZM46 80H47V79H46ZM55 80H56V81H55ZM107 80H109V79H107ZM107 80H106V81H107ZM113 80H114V79H113ZM115 80H116V79H115ZM122 80H124V78H123ZM126 80H125V82H126ZM129 80H130V79H129ZM150 80H151V79H150ZM199 80H202V81L200 82ZM204 80H205V79H204ZM230 80H231V81H230ZM250 80H251V79H249V81H250ZM21 81L24 82V83L21 84ZM30 81H32V80H30ZM42 81H43V84H42ZM53 81H54V82H53ZM87 81H88V80H87ZM91 81H92V80H91ZM102 81H103V80H102ZM189 81H188V82H189ZM214 81H215V80H214ZM233 81H234V82H233ZM241 81L244 83V85H246V88L244 89V88L242 87L244 90H243V89L241 90V88H240V90H241V91H240L237 85H240ZM25 82H26V83H25ZM55 82H59L60 84L56 83V84H57V85H56ZM72 82H73V81H72ZM76 82H77V79H76ZM94 82H95V81H94ZM103 82H105V81H103ZM103 82H102V84L104 85ZM107 82H108V81H107ZM129 82H130V81H129ZM149 82H151V81H149ZM192 82H193V83H192ZM212 82H213V81H212ZM212 82H211V83H212ZM253 82H254V81L252 80L251 83L254 84ZM8 83H9V82H8ZM68 83H66V84H68ZM98 83H99V82H98ZM130 83H131V82H130ZM172 83H173V82H172ZM186 83H187V82H186ZM191 83H192V84H191ZM9 84L12 85L11 83H9ZM9 84H8V85H9ZM25 84H26V85H25ZM39 84H40V85H39ZM41 84H42V89H41ZM173 84H175V83H173ZM187 84H188V83H187ZM241 84H242V83H241ZM257 84H258V83H257ZM10 85H9V87H11ZM106 85H107V84H106ZM131 85H132V89H133V90L131 89V91L134 92L133 84H131ZM23 86H22V87H23ZM82 86H83V85H82ZM115 86H116V85H115ZM43 87H45V88H43ZM47 87H48V88H47ZM102 87H103V86H102ZM105 87H106V86H105ZM240 87H241V85H240ZM12 88H13V87H12ZM12 88H11V89H12ZM34 88H35V87H34ZM98 88H99V86H98ZM9 89H10V88H9ZM29 89H30V88H29ZM47 89H48L49 92H45ZM50 89H53V90H54V91L52 90V94H51ZM61 89H62V88H61ZM68 89H69V88H68ZM73 89H74V88H73ZM116 89H117V88H116ZM163 89H164V88H163ZM200 89H202V87H201ZM12 90H13V89H12ZM14 90H15V89H14ZM30 90H33V88L30 89ZM40 90H41V91L43 90V91H42V92H39ZM66 90H67V89H66ZM81 90H83V88L80 89V90L78 91L77 94H79V93H80V95H82V94H84V93H85L86 95L88 94V93H87L88 88H87V90H86V88H84V90H85L86 92H84V90L81 92ZM245 90H247V92H244ZM2 91H3V90H2ZM2 91H1V92H2ZM33 91H34V90H33ZM56 91H57V90H56ZM88 91H90V90H88ZM102 91H103V90H102ZM131 91L129 92V95H131V93H133V92H131ZM166 91H167V90H166ZM200 91H201V90H200ZM53 92H54V93H53ZM83 92H84V93H83ZM109 92H110V91H109ZM167 92H168V91H167ZM206 92H207V91H206ZM241 92L244 93V94H242L243 96H242V95H239ZM249 92H250V93H249ZM5 93H6V92H5ZM10 93H11V92H10ZM32 93H33V92H32ZM38 93H39V94H38ZM41 93H43V94H41ZM70 93H71V92H70ZM96 93H98V92H96ZM60 94H62V93H60ZM85 94L82 95V98H83L84 96H86ZM104 94H105V93H104ZM166 94H167V93H166ZM208 94H209V93H208ZM210 94H209V95H210ZM43 95H45L44 98H43ZM51 95H52L53 98L51 97ZM90 95H91V94H90ZM116 95H117V94H116ZM129 95H128V96H129ZM197 95H198V94H197ZM204 95H206V93H205V94H200V95H199V101H200V99H201V101L203 100L202 97H204ZM13 96H14V95H13ZM34 96H35V95H34ZM40 96H42V98H41ZM46 96H47V97H46ZM48 96H50V97H48ZM56 96L58 97V95H55V97H56ZM61 96H62V95H60L59 97H61ZM72 96H73V95H72ZM246 96H247V95H246ZM31 97H32V96H31ZM45 97H46V99H45ZM74 97H75V96H74ZM79 97H80V96H79ZM96 97H97V96H96ZM121 97H122V96H121ZM151 97H152V96H151ZM206 97H207V96H206ZM64 98H65V97H64ZM101 98H102V97H101ZM112 98H113V97H112ZM204 98H205V97H204ZM247 98H248L249 100H248ZM20 99H21V98H20ZM44 99H45V101L43 102ZM70 99H71V98H70ZM83 99H84V98H83ZM102 99H103V98H102ZM152 99H153V98H150V99L148 98L149 101H145L146 99L144 98V99H143V102H142V103L144 104V106H142V105L140 106V105H139L140 108L142 107V110H143V111H141V109H140L139 107H138V109H140L141 112H144L145 110L148 109V106H149V105H150V106H149V107H150L149 109H151L152 105L155 103V101L153 102V100H154L155 98H154L153 100H152ZM179 99H180V97H179ZM212 99H213V98H212ZM54 100H55V99H54ZM122 100H124V99H122ZM122 100H121V101H122ZM126 100H128V97H127ZM150 100H152V101H150ZM176 100H177V99H176ZM176 100H175V101H176ZM195 100H196L198 103H197ZM219 100H220V101H219ZM226 100H227V101L229 100V101L227 102ZM109 101H110V100H109ZM189 101H190L191 103H189ZM221 101H222V102H221ZM225 101L227 102V104H226ZM248 101H249L250 104L248 103ZM252 101H253V100H252ZM2 102H3V101H2ZM2 102H0V103H2ZM14 102H15V100H14ZM95 102H96V101H95ZM124 102H125V101H124ZM145 102H148V103L150 102L149 105H148V104L146 105L147 107L145 106V104H146ZM151 102H152L153 104H151ZM156 102H158V101H156ZM163 102H164V103H163ZM178 102H180V100H177V103H178ZM209 102H210V101H209ZM218 102H221V103L218 105ZM237 102H238V100H237ZM3 103H4V102H3ZM3 103H2V104H3ZM42 103H41V104H42ZM46 103H44V104H46ZM66 103H67V102H66ZM89 103H90V102H89ZM142 103H140V104H142ZM161 103H162V105H160V102L157 103V104H154V105H153L154 107H153L152 109H154V110H156V111H157V109H159V112H161L160 109L163 107V108L161 109L162 112H163V111L166 110L168 107H170V105H167V104H166L167 101H166V103H165V101H161ZM177 103H176L175 105H177ZM188 103H189V104H188ZM204 103H205V102H204ZM12 104H13V103H12ZM16 104H17V103H16ZM18 104H19V103H18ZM39 104H40V103H39ZM41 104H40V105H41ZM47 104H48V103H47ZM184 104H186V105H184ZM195 104H196V105H195ZM199 104H200V105H199ZM229 104H230V105H229ZM34 105H36V104H34ZM34 105H33V107H34ZM91 105H92V104H91ZM125 105L128 106V103L126 102ZM155 105L157 106V108L155 107ZM158 105H160V106L158 107ZM182 105H184L185 107L182 106ZM190 105H191V107H190ZM251 105H252V104H251ZM47 106H48V105H47ZM54 106H56V105H54ZM127 106H126V107H127ZM130 106H131V105H130ZM166 106H167V107H166ZM202 106H205V109H203V107L200 106V107H199L200 110L197 111V112H209L208 110H206V108H207V107H206V106H207L206 104H205V105H202ZM229 106H230V107H229ZM237 106H238V105H237ZM39 107H40V106H39ZM44 107H46V106H44ZM144 107H146L147 109L144 108ZM160 107H161V108H160ZM164 107H166V108L164 109ZM183 107H184V108H183ZM189 107H190V109H189ZM214 107H215V108H214ZM31 108H32V107H31ZM31 108H30V109H31ZM94 108L96 109V107H94ZM213 108H214V110H213ZM238 108H240V107H238ZM22 109H23V108H22ZM33 109H34V108H33ZM41 109H43V108H41ZM144 109H145V110H144ZM149 109H148V110H149ZM168 109H169V108H168ZM207 109H208V108H207ZM223 109H224V110H223ZM254 109H255V107H254ZM254 109H253V111H255ZM259 109H260V107H259ZM19 110H20V109H19ZM39 110H40V109H39ZM39 110H38V111H39ZM74 110H75V109H74ZM101 110H102V109H101ZM101 110H100V111H101ZM154 110H153V112H154ZM170 110H171V109H170ZM185 110H184V111H185ZM194 110H195V111H194ZM237 110H235V111H237ZM6 111H7V110H6ZM21 111H22V110H21ZM26 111H27V110H26ZM30 111H31V110H30ZM123 111H124V110H123ZM149 111H150V112H148V111H147V112L150 113V114H152V111H151V110H149ZM156 111H155V112H156ZM233 111H234V110H233ZM257 111H258V109H257ZM259 111H260V112H263V109H262V111H261V110H259ZM51 112H52V110H51ZM96 112H97V111H96ZM96 112L94 113V114L97 115L96 118L99 116V117H98V121L101 120V122L103 123L102 120L106 119L108 116L105 118L104 116H102L103 113H101V112H100L101 114L99 113V110H98L97 113H96ZM121 112H122V111H121ZM121 112H120V113H121ZM145 112H146V111H145ZM164 112H167V110L164 111ZM173 112H180L181 114H178V113H175V114H174ZM189 112H188V113H189ZM6 113H7V114H6ZM6 113H4V112L2 111L1 114H0V115H3V116L5 117V118L3 119V117L0 116V118H1V119H0V120H1L0 124H1V125L5 124V126H6V125H9L8 127H6L7 131L5 130V126H4V125H3L4 128H1V127H0V128H1L0 132H1V133H4V134H3L4 137L2 136L3 138L1 137L2 134L0 133V152H3V153H0V157H1V158H2V155H3V159H0V160H1V161H0V164H2V163L5 162L4 156L8 157L9 154L11 155L12 153L14 154V152L16 153L17 151L14 150V148L16 149L18 146L21 147L23 144L26 146V148H27L26 150H27L28 152H30V154H29L30 156H29V155L27 156L26 154H28V152H27L26 150H23L26 154H25L24 152H23V153L20 152V154H19V153H18V154L16 153V154L19 156V158L16 156V154H15L14 156H13V154H12L11 156H12V158L14 159L13 162L10 160V159H12V158H10V157H11V156H10V157L6 158L7 161H6L4 164L1 165V166H3V168L0 167V169H4V168H5L4 170H5V174H6V177H4V175H5V174H4V170H0V175H1V172H2V175H1L2 178H6L5 180H4V179H3V180L1 179V182H0V184L3 183V184L0 185V190H3L2 192L0 191V197H1V199L6 198V199H4L5 201L3 200L4 203H3V201H0V203L2 202L1 205L3 204L2 206L6 205V204H9V202H7V201H8L7 197H4L3 194H2V193L4 192V189L6 188L4 185H5V183H7V178H9L10 175H11L10 179H12V175L15 174V173H14V172H15V169H13V168H10V171H9L10 174H9L8 172H6L7 169H9V168L6 167L7 165L5 166V164H6L7 162H9V161H8L9 158H10V159H9V160H10V163H12L11 165H14L15 167H16V165H18V164L20 163L19 161H22L21 163H23V162H25V161H28L27 159L29 158V160H31V161H30V162L28 161L27 164H25V163H24V164H25V166H28V164H29V166H28L29 168H31V167L33 166L32 169H31V170L29 169V171H28V169H26V167L24 166V164H23V166H21V164H20V165H19L20 167L18 166V167H16V168H19V169H20L21 167H23L24 169L21 168L20 171H19L18 169H16V172H18L19 174L21 173V171H24V172L27 173V174H28V172H29L30 175L28 174V175L26 176V174H24V175H25V179H26V177H28V178H30V176L32 177V175H31V173H30V172H32V170L34 171V169H35V171H36V170L38 169L37 174H36V175L34 174L35 177H34V175H33L34 178L37 179V178H39V177H41V176H45V177H44V180L48 179V177L50 178V179H49L50 181H48V180H46V181H42V180H43V177H42V179L40 178L41 181L37 179V183H38V182H39V183L41 182V183H40L41 185L39 184L40 187H41V186L43 187L44 184L46 185V184L48 183V184H50V186H51L52 184H54V186L52 185L51 188L55 189L56 185H57V187H58V185L60 184L59 181L56 183V181H55V179H53V177H52V179H51V176L54 175V173H53V170H54V169L52 170V167L54 166L53 163L50 162V164L53 165L52 167L50 166L51 168L49 167L50 172L48 171V169H45V170H47V171H45V170H44V167L41 168V170L39 169V168H40L39 166H41V165H39V164H40V163L42 164V163L44 162V160H45L44 158H47V160L49 161L50 158H49V157H46V156H49V155H48V154H47V155H46V154L44 155L43 152H40L41 154H39V151H41V148H40L41 146H39V147L37 146V147L39 148V149H38L39 151H35V150H37V147H36V146H35V150H32V149H34V148H33L34 146H32L34 143H32L33 141H31V139L34 138L33 136H35V138H36V137L39 138V136H37V135H38V133L41 131V129H40V131H37V133H35V134L33 133V132H36L37 129L35 130V128H34L35 125H34L33 127L31 126V125H33L32 123H34V122H33L34 120H32V119H33V118L35 119L34 116H37V115H39V114L42 115V116L39 115L40 117H44L45 115H46V117H47V115H48L50 112H49L48 114H47V112H46V113H45V112H35L36 114H34V112L32 111V113H33L34 115H32V113L28 112V113L31 114V117L29 116V114H28L27 112H23V113H22V112H21V113H20V112H12V113H13L12 115H11V112L9 113V112L7 111ZM8 113H9L8 118L10 117V115H11L12 117H14V116L19 117L18 115L21 114L22 117H23V116H25V117L28 116L29 118H31V119H30L31 121L29 120V118H27V121H26L25 117H23V118L25 119V121H26V122L23 123V124H24V125H23V124H22V122H23L22 120H24L23 118H18V121H19V122L22 121V122L19 123V122L16 120L18 123H17L16 121H15V123H14V120H15L17 117H14V118L11 117L12 119L9 118V119H11L10 122H9V120L7 121L9 124H8V123L6 124V121H4V120L7 119L5 115H8ZM26 113H27V114H26ZM41 113H42V114H41ZM44 113H45V115H43ZM98 113H99L100 115H99ZM114 113H116V112H114ZM114 113H113V114H114ZM4 114H5V115H4ZM14 114H15V115H14ZM23 114H25V115H23ZM51 114H53V113H51ZM51 114H50V115H51ZM57 114L59 115V113H57ZM70 114H71L70 119H71V120L73 119V120H72L73 125H74V124L76 125V124H77V120H76L77 118L75 119V117H76V116H75V115H76L75 112H74V113H70ZM84 114H85V113H84ZM89 114H90V113H89ZM94 114H93V115H94ZM177 114H178V115H177ZM224 114H225V113H224ZM226 114H227V113H226ZM55 115H56V113H55ZM60 115H61V114H60ZM91 115H92V113L90 114V117H91ZM179 115H180V116H179ZM203 115H204V114H203ZM62 116H63V114H62ZM101 116H102V117H101ZM141 116H142V115H141ZM186 116H187V115H186ZM201 116H202V115H201ZM205 116H206V115H205ZM205 116H204V117L202 116V117L205 118ZM224 116H225V115H224ZM46 117H44V118H46ZM48 117H49V116H48ZM52 117H53V118H52ZM58 117H59V116H58ZM60 117H61V116H60ZM72 117H73V118H72ZM103 117H104V118H103ZM109 117H110V115H109ZM187 117H188V116H187ZM211 117H212V116H211ZM38 118H39V117H37V119H38ZM51 118H52V120H51ZM55 118L58 119V120H57V123H58V121L60 120V118H57V116H54V115L51 116L50 118H46V119H48V120L46 121V123L48 122V123H47V126H48V125L50 126V127H48V128H50L51 130H52V129L54 130V133H52V131H51V135H52V136L49 135V137H51L54 141H55V139H56V141H57V138H55V137H53V136L56 135V137H57V135H59L58 137H60V136H62V135H61V133L58 134V133H57L58 131L56 132V130H58V129H56L57 126H58L57 123L55 124V127H54V128H51V127L54 126L53 124H54V122H55V120H56ZM87 118H88V116H87ZM176 118H175V119H176ZM225 118H226V117H225ZM37 119H35V121H36ZM39 119H40V118H39ZM91 119H92V118H91ZM108 119H109V118H108ZM177 119H178V118H177ZM187 119H188V118H187ZM205 119H206V118H205ZM211 119H212V118L209 119L208 116H207V119H206V120H207V122H208V120L211 121ZM12 120H13V121H12ZM28 120H29V122H28ZM74 120H75V121H74ZM214 120H215V119H214ZM227 120H228V119H226L225 121L223 120V121L226 123V124H224V125H226V126L228 125V124H227V123H228ZM2 121H3V123H2ZM52 121H54V122H52ZM91 121H92V120H91ZM98 121H96V122H98ZM107 121H108V120H107ZM114 121H115V120H114ZM116 121H118V120L116 119ZM166 121H167V119H166ZM175 121H176V120H175ZM175 121L173 120L172 122H169V124H170V123H171V124L173 123V125L176 124V126H178V127L180 126V127H179L180 130H179V129H177V130L174 129V127H172L173 125L170 126L171 124L167 127V126H165V125H167L168 123H165V124L162 125V126L169 128L168 130L166 129L167 131H166L165 128L163 127L162 130L159 129V131H160V132H159L158 129H157V130L155 129L156 127H155V128L153 127L155 130H154L153 128H152V130L158 132V134H157L156 132H155L154 134H153V133L151 134V131L148 130L149 128H148L147 126H146V127H147L148 129H146V127L143 128V126H144V124H143V126L141 125L142 128L139 126V129H140V128L142 129V130H141V129L139 130V134H140V131L142 132L143 129H144L143 132L146 133V137L144 136L145 133H143V132H142L143 135H141V136H143L144 139H145V138L147 139V140L145 139L146 143H147V142H148V143L151 142V141H149L150 137H152V136H150V135H155V136L157 135V136H156V137H158L157 139H155V138H156L155 136H153V138H154V140H155L156 143H157L156 140H159L158 145H160V147H161V148H160V150H161V155H160V157H162V158H164V159L167 158V157H173V158H174V157H177L176 160H179L178 158L182 159L183 161H184V160L186 161V160H188V159H189V160L193 159L194 162H195V160L197 159L196 163L198 162V159H199V160H204V159L206 158V155H205V154H206V151H204L205 153H203V151H202L201 149L203 148V150H207V149H206L207 147H204L203 145H202V147H200V145H199L200 143H199V144H198V143H195L194 145L191 144L190 139H189V136H190V135H188V138H187L186 133H185L186 130L184 129V126H182V123H181L182 120H181V121L177 120L176 123H174ZM12 122H13V124H12ZM50 122H51V124H50ZM101 122L99 121V124H102ZM167 122H168V121H167ZM184 122H185V121H184ZM184 122H183V125H184ZM186 122H187V121H186ZM191 122H192V120H191ZM201 122H202V121H201ZM218 122H219V121H218ZM10 123H11V125H10ZM28 123H29V124L31 123V125L28 126ZM46 123H45V124H46ZM59 123H61V122H59ZM104 123H105V121H104ZM104 123H103V124H104ZM107 123H109V122H107ZM110 123H111V122H110ZM26 124H27V125H26ZM34 124H35V123H34ZM96 124H98V123H96ZM135 124H136V123H135ZM1 125H0V126H1ZM25 125H26V126H25ZM51 125H52V126H51ZM75 125H74V126H75ZM77 125H78V124H77ZM77 125H76L75 127L78 128ZM104 125H105V124H104ZM204 125H205V124H204ZM27 126H28V127H27ZM105 126H106V125H105ZM109 126H110V125H109ZM162 126H161V127H162ZM197 126H198V125H197ZM222 126H223V125H222ZM229 126H230V124L227 126V129H229V128H228ZM26 127H27V128H26ZM75 127H74V128H75ZM223 127H224V126H223ZM29 128H30V130H29ZM44 128H45V127H44ZM71 128H72V127H71ZM95 128H98V127H95ZM175 128H176V127H175ZM186 128H188V127H186ZM230 128H231V127H230ZM3 129H4V130H3ZM26 129H27V131H26ZM31 129H33V130L31 131ZM50 129H49V130H50ZM55 129H56V130H55ZM227 129H226V128L223 129V130L225 131V132H224V137H225V136L227 137V136L229 135V134H227V133H231L233 127L231 128V131H230V132H229ZM24 130H25L26 132H25ZM28 130H29V131H28ZM45 130H46V129H44L43 132H44ZM97 130H98V129H97ZM97 130H95V131H97ZM100 130H101V129H100ZM134 130H135V129H134ZM134 130H133V131L131 130L130 132H132V133H130V134H133V132L135 133ZM146 130H148V132H146ZM150 130H151V129H150ZM178 130H179V131H178ZM221 130H222V129H221ZM229 130H230V129H229ZM23 131H24L25 133H24ZM162 131H163V132H162ZM5 132H6V134H5ZM30 132H31V133H30ZM45 132L47 133L48 130H46ZM45 132H44V134H45ZM59 132H60V131H59ZM161 132H162V133H161ZM21 133H22V135H20ZM26 133H27V134H26ZM28 133H29V135H28ZM55 133H57V134H55ZM66 133H67V132H66ZM98 133H102V130L99 131ZM137 133H138V132H137ZM222 133H223V132H222ZM24 134L27 135V137H30V139H28V138L26 137V140H25V139H24V137H25ZM30 134H31V135H30ZM33 134H34V135H33ZM41 134H42V133L40 132V135H41ZM48 134H49V133H48ZM54 134H55V135H54ZM92 134H93V133H92ZM226 134H227V135H226ZM18 135H20V137H19ZM46 135H47V134H46ZM73 135H74V134H73ZM73 135L71 136V134H70V135L65 134V136L63 135L64 138H62V137H61V138H58V139H61V140H59V142H60V141H63V142H60V145H59V146L61 147V144H62V143H63L62 145H65V140H64V139H67V141H68L69 143H68L67 141H66V143H68V144L70 145V144L72 143V141L74 140ZM83 135H84V134H83ZM83 135H82V137H84ZM88 135H91V133H90V134H87V136H86V134H85V136L87 137V139H86V137H85V138H82V137H81V139H82V143H81V142L79 143L80 146L82 147V148H81L82 150L79 149V150H81V153H79L80 155H79V158H78L79 160H80V158H81L80 163H79V166H80V164H81V166H80V167L78 166V167H79V173H80V174L77 173V177H76V176H75V177H76V178H80V179H79L80 182H83V181L85 180V181H84V186H86V187H85L86 189L84 190L83 186H82V187H79V188H82V189H83V191L85 192L84 194L87 195L88 201L91 200V203L93 202V197H94V203H96L97 198H98V199H99V198H100V199L102 198L101 201H100V199H99V202H102L103 204L106 205V203H108L107 200H108L109 197H110L111 200L113 199L112 201H114V203H112V201L110 200V201H109V203L111 202L110 205H109V203H108L107 205H108V206H111L112 208H114V206H113L112 204H114V205L116 204V205L118 206V205H119V202H120V204H121V203L127 201L129 205L126 204V206L128 207V208L126 207V210L128 209V211H129V210L131 211V210H133V209L135 208V210H133V211H134V212L137 211V212H135V213L137 214L138 211H140L139 208L142 209V207L145 206V205L148 203L149 198H151V196L149 197V195H151V192L148 191V190H150V189H149L148 187H146V185H145V190H147L149 193L146 192V191L144 190V188H142V186L144 185V184H142V183L144 182V179H143V175L140 176V175H141V171H140V173H139L140 175L136 173L137 176H135V175L133 174V173H135V172H138V170H139L138 168H137V169H138L137 171H135V168H134V170H133V172H132V170H130V169H128V168H123V167H124V166L126 167V164L128 165V163H127V162H128V159H129V161L132 162V161L134 160V158H135V162H134V164H138V163H140L139 160L142 161V160H145V159H146V162H147V161H148V162L151 161L152 159H151V160H148L147 158H148V157H151V156L154 158V156H153L154 154H153V153H154L155 150H153V148H151V146L149 147L148 144L146 145V143H145V141H143V140H144V139H143V140H141V141H143L144 144H143L142 142H141V144H143V145H145V146L141 145L140 142H139V144H140L141 146L144 147V148H141V149H140L141 146H140L139 144H137V147H136V146L131 147V146H129V145H127V147H126L125 145H123V146H125V147L123 148L124 150L121 151V150H122L121 147H123V146H118V145H119V144H118L116 147H113V145H112V146H111V149H110V148H107L108 150L104 151V150L106 149V147L102 146V145L100 144V142L98 143V141L101 140V139L99 138L98 134H97V135H93V136H98L97 139H96V137H95V138H94V137L92 138V136L89 137ZM222 135H223V134H222ZM230 135L232 136V134H230ZM230 135H229V136H230ZM22 136H23V139H21ZM42 136H43V135H42ZM42 136H41V137H42ZM125 136H127V135H125ZM125 136H124V139H126V138L128 137V136H127V137L125 138ZM44 137H46V136H44ZM49 137L47 136V139H48ZM71 137L73 138V140L70 139ZM214 137H215V139H214L213 143H215V142L217 143V140L219 139V133L216 134ZM1 138H2V139H1ZM15 138H17V139H15ZM88 138H89V139H88ZM14 139H15V140H14ZM43 139H44V138H43ZM78 139L80 140V137H79ZM78 139H77V140H78ZM98 139H99V140H98ZM124 139H123V140H124ZM128 139H129V138H128ZM141 139H142V138H141ZM195 139H196V138H195ZM11 140H12V141L14 140V141L11 142ZM22 140H23V142H22ZM35 140H36V139H35ZM35 140H34V141H35ZM41 140H42V138H40V141H35V142H40V143H41V142L43 141V140H42V141H41ZM49 140H50V139H49ZM53 140H51V141H53ZM79 140H78V141H79ZM97 140H98V141H97ZM150 140H151V139H150ZM152 140H153V139H152ZM16 141H19L18 144H17ZM20 141H21V142H20ZM25 141H26V142H25ZM45 141L47 142V140H45ZM78 141H77V142H78ZM80 141H81V140H80ZM125 141H126V140H125ZM125 141H124V142H125ZM193 141H194V140H193ZM10 142H11V143H10ZM29 142H30V143H29ZM43 142H44V141H43ZM195 142H197V140H195ZM25 143H26V144H25ZM31 143H32V145H31ZM50 143H51V142H50ZM73 143H74V142H73ZM73 143H72V144H73ZM101 143H102V142H101ZM213 143H212L211 145H215V144H213ZM13 144H14V145H13ZM38 144H39V143H38ZM56 144H58V143L56 142ZM113 144H115V142H114ZM15 145H16V146H15ZM24 145H23V146H24ZM29 145H31V147H30ZM51 145H53V144H51ZM66 145H67V144H66ZM66 145H65V147H68V146H66ZM98 145H100V146H98ZM109 145H110V144H109ZM209 145H210V144H209ZM258 145H259V144H258ZM261 145H262V144H261ZM28 146H29V147H28ZM70 146H71V145H70ZM94 146H95L96 148H95ZM146 146H148V148H147ZM256 146H257V144H256ZM256 146H253V148L255 147V149H256V148H257ZM262 146H263V145H262ZM20 147H19V148H20ZM51 147H52V146H51ZM57 147H58V146H57ZM98 147L100 148V150H101V149H102V150H101V151H100L99 149L96 150ZM101 147H103L104 149L101 148ZM107 147H108V146H107ZM117 147H118V148H117ZM145 147H146L147 149H145ZM152 147H153V145H152ZM209 147H210V146H209ZM63 148H64V147H62L61 149H63ZM79 148H80V147H79ZM114 148H115V149L117 148L116 150H118V151L114 150ZM129 148H130V149H129ZM131 148H132V149H131ZM134 148H137V149L139 148V149L136 150V149H134ZM150 148L152 149L153 153H152V151L149 152V151H150V150H149ZM204 148H205V149H204ZM260 148H261V147H260ZM8 149H9V150H8ZM10 149H12V151H10ZM51 149H52V148H51ZM64 149H68V148H64ZM70 149H71V148H70ZM72 149H73V148H72ZM109 149H110V150H113V151H116V152H113V153L111 154L110 152H112V151H110ZM119 149H120L121 152H119ZM127 149H129V150H128V151H125V150H127ZM144 149H145V150H144ZM155 149H156V148H155ZM257 149H258V148H257ZM261 149H262V148H261ZM4 150H6V151L4 152ZM130 150H131V152H130ZM132 150H133V153H132ZM141 150L144 151V152H140ZM147 150H148L150 156H147V155H149V154H146L145 156H147V157H146L145 159H144V158L142 159V158H141V155H144L145 153H147V152H146ZM8 151H10L11 153H9ZM32 151H33V153H32ZM42 151H43V150H42ZM63 151H64V150H63ZM99 151H100V152H99ZM103 151H104V152H107L108 154L110 153L111 158L109 159L108 157H110V156H109V155L106 156L107 153H104ZM134 151H136V153H134ZM200 151H201V152H200ZM258 151L260 152V150H258ZM258 151H257V152H258ZM34 152H35V153L38 152V153H37V154L39 155L38 158H37V155H36ZM46 152H47V151H46ZM65 152H66V151H65ZM68 152H69V151H68ZM117 152H118L119 154H118ZM123 152H124V153H123ZM127 152H128V153H127ZM137 152H138V153H137ZM4 153H7V154L9 153V154L7 155V154H4ZM44 153H45V152H44ZM51 153H52V152H50V154H51ZM114 153H115V154H114ZM126 153H127L128 155H131V156H128ZM139 153H140V154H141V153H144V154L138 155ZM151 153H152L153 155H151ZM208 153H209V152H208ZM263 153H264V152H263ZM32 154H33V156H32ZM42 154L44 155V156H43L44 158L42 157L43 162H42V160L39 161V160L41 159ZM62 154H64V153H62ZM68 154H69V153H68ZM113 154H114V156H113ZM135 154L138 155L139 157H138V156H135ZM159 154H160V151H159ZM209 154H210V153H209ZM259 154L261 155L262 153H259ZM35 155H36V157H35ZM51 155H52V154H51ZM65 155H66V154H65ZM120 155H121V156H120ZM124 155H126L127 157H125ZM262 155H264V154H262ZM262 155H261V156H262ZM22 156L24 157V159H21ZM62 156H63V155H62ZM16 157L19 159L18 162H17L18 159H15ZM23 157H22V158H23ZM30 157H31V158H30ZM33 157H34V158H33ZM39 157H40V158H39ZM60 157H61V156H60ZM64 157H65V156H64ZM115 157H117L118 159H114ZM128 157H130V158H128ZM131 157H132V158H131ZM142 157H144V156H142ZM160 157H159V158H160ZM210 157H211V156H210ZM66 158H67V156H66ZM124 158H125V159H124ZM138 158H141V159H138ZM202 158H204V159H202ZM53 159H54V158H52V160H53ZM59 159H60V158H59ZM61 159H62V158H61ZM112 159L114 160V163H115V164L112 163L113 161H110V160H112ZM123 159L125 160V162H124ZM126 159H127V160H126ZM130 159H131V160H130ZM149 159H150V158H149ZM206 159H208V157H207ZM2 160H3V162H2ZM15 160H16V162H15ZM36 160H37V162H38L39 164L36 162ZM47 160H46L45 162H47ZM52 160H50V161H52ZM63 160H64V159H63ZM68 160H69V159H68ZM118 160H119V161H118ZM57 161H58V160H57ZM60 161H61V160H60ZM77 161H78V160H77ZM81 161H82V162H81ZM116 161H117V162H116ZM137 161H138V163H137ZM1 162H2V163H1ZM14 162H15V164H14ZM32 162H33V164H34V163H35V164L33 165ZM45 162H44L43 164H45ZM58 162H59V161H58ZM62 162H63V161H61V163H62ZM148 162L146 163L147 165H149V163H150V162H149V163H148ZM189 162H190V161H189ZM203 162H204V161H203ZM10 163H9V164L7 163V164L10 165ZM116 163H118V164L120 163V164H119V165L117 164V166H116ZM144 163H145V162H144ZM151 163H152V162H151ZM151 163H150V164H151ZM36 164H38L37 166H38L39 168H36V167H37ZM48 164H49V163H47L46 166H48ZM54 164L56 165L57 163H54ZM59 164H60V163H58V165H59ZM65 164H66V163H65ZM121 164H122V167H121ZM123 164H125V165L123 166ZM131 164H132V163H131ZM197 164H198V163H197ZM11 165H10V167H11ZM58 165H57V166H58ZM139 165H140V164H139ZM35 166H36V167H35ZM43 166H45V165H43ZM64 166H68V165L66 164V165H64ZM114 166H115V167H114ZM118 166H120V171L122 172V174H121V172L118 170V168H119ZM151 166H153V165H151ZM34 167H35V168H34ZM41 167H42V166H41ZM116 167H117V169H115ZM135 167H136V166H135ZM145 167H146V166H145ZM145 167H142V166H141V168L143 169V170L141 169V170H142V173H144V174L146 173V171L143 172V171L145 170V169H144ZM148 167H149V166H148ZM45 168H46V167H45ZM53 168H56V167L54 166ZM122 168H123V169H122ZM129 168H130V167H129ZM132 168H133V167H132ZM132 168H131V169H132ZM158 168H159V167H158ZM12 169H13V170H12ZM25 169L27 170V172H26ZM67 169H68V170H67ZM67 169L65 168V171H66V170H67V171L70 170L68 167H67ZM71 169H72V168H71ZM148 169H149V168H148ZM160 169H161V168H160ZM11 170H12L13 172H12ZM17 170H18V171H17ZM108 170H109L110 174H108V173H109V172H107ZM124 170H125V171H124ZM126 170H129V171H126ZM152 170H153V169H152ZM157 170H158V169H157ZM166 170H167V169H166ZM43 171H44L45 173H42L43 175L40 176V174H41L40 172H43ZM54 171H55V170H54ZM123 171L125 172V176L128 177V178H127L128 180H126V177H125V178L121 177V176L124 175V174H123V173H124ZM150 171H151V169H150ZM160 171H161V170H160ZM11 172H12V174H11ZM48 172H49V173H48ZM51 172H52V174H51ZM70 172H72V170H70ZM74 172H75V171H74ZM128 172H131V173H128ZM157 172H159V171H157ZM161 172H162V171H161ZM164 172H165V171H164ZM7 173L9 174V177H8V174H7ZM22 173H23V172H22ZM33 173H35V172H32V174H33ZM38 173H39V174H38ZM151 173H152V172H151ZM44 174H45V175H44ZM46 174H48V175L50 174L51 176H48V177L46 178V176H47ZM75 174H76V173H75ZM78 174H79V175H78ZM107 174H108V175H107ZM128 174H129V175L132 174V177L130 176V177H131L130 179H129ZM147 174H148V171H147ZM149 174H150V173H149ZM160 174H161V173H160ZM160 174H159V175H160ZM163 174H164V173H163ZM168 174H169V173H168ZM168 174H166V175H168ZM110 175H111V176H110ZM119 175H120V176H119ZM150 175H151V174H150ZM157 175H158V174H157ZM13 176H14V175H13ZM38 176H39V177H38ZM109 176H110V177H109ZM139 176H140L141 178H140ZM148 176H149V175H148ZM55 177H56V176H55ZM119 177L123 178V180L125 179V180H126V183H125V180L123 181V180H121V178H119ZM135 177H138V178H135ZM168 177H169V176H168ZM111 178H112V179H111ZM116 178H117V179H116ZM139 178H140V179H139ZM20 179H21V178H20ZM30 179H31V178H30ZM30 179H29V181H27V179H26V184H27V186H28V185L30 186V185L33 183L32 185H33V187H34V184H35L36 179H35V181H33V180L31 179L32 182H30V181H31ZM82 179H83V181H82ZM132 179H133V181H132ZM52 180H53L54 182H53ZM115 180H116V181H115ZM118 180L120 181V183H121L122 185H125V186H122V185L119 183ZM136 180H137V181H136ZM138 180H140V181L143 180V182H142V181H141V182H140V181L138 182ZM2 181H4V182H2ZM5 181H6V182H5ZM24 181H25V180H24ZM47 181H48V182H47ZM114 181H115V182H114ZM122 181H123V182H122ZM128 181H129L130 183H129ZM131 181L134 182V183L132 184ZM28 182H29V183H28ZM49 182H51V183H49ZM52 182H53V183H52ZM117 182H118L119 184H118ZM30 183H31V184H30ZM42 183H44V184L42 185ZM58 183H59V184H58ZM146 183H147V182H146ZM150 183H151V182H150ZM23 184H25V183H23ZM26 184H25V186H26ZM48 184H47V187H45L46 189H47V188H50ZM65 184H66V183H65ZM65 184L63 183V185L61 184V185H59V187L61 186V189L63 190V187L66 186ZM127 184H129V188H128V185H127ZM135 184H136V186H135ZM137 184H138V185H137ZM140 184H142V186H141ZM152 184H153V183H152ZM64 185H65V186H64ZM120 185H121V186H120ZM139 185H140V187L145 191V193H142V192H144L143 190H142V192H141V189L138 187ZM150 185H151V184H150ZM150 185H148V186L150 187ZM3 186H4V187H3ZM6 186H7V185H6ZM23 186H24V185H23ZM27 186H26V187H27ZM35 186L38 188V189L36 190V192H37V193H41L40 191L42 190V188H40V189H41V190H40L39 187H38V184H36ZM119 186H120V187H119ZM130 186H131V187H132V186H135L137 190L140 189L139 192H141V193H138V194H139V195H138V196H139V199H137V198L135 197V196H136L135 194H137L138 191H137V190H134L135 187H132L133 192H135V194H134L133 192H131V188H130ZM26 187H25L24 190H22V191H26V193H27V189H26ZM30 187H32V186H30ZM33 187H32V188H33ZM59 187L56 188L55 191H54V190H53V191H54L55 193L58 192V191H59ZM124 187H125V188H124ZM137 187H138V188H137ZM10 188H11V187H10ZM12 188H13V186H12ZM27 188L31 190V188H29V187H27ZM45 188H43L44 190H42V192L46 190ZM147 188H148V189H147ZM16 189H17V188H16ZM16 189H15V186H14V191H15ZM25 189H26V190H25ZM35 189H36V188H34V191H35ZM61 189H60V190H61ZM65 189H66V188H65ZM82 189H80V190H82ZM121 189H123V190H121ZM128 189H129V190H128ZM5 190H6V189H5ZM38 190H40V191H38ZM47 190H51V189H47ZM62 190H61V192H60V195H61V193H62ZM87 190H88V191H87ZM9 191H10V190H9ZM14 191H13V192H14ZM28 191H29V190H28ZM65 191H66V190H65ZM83 191H82V192H83ZM15 192H16V193L19 192V193H17L18 195H16ZM15 192H14V196H16V197L18 196L17 199H19V197L22 195L23 192L21 193V195H20L21 190H19V191H15ZM30 192L32 193L33 191H30ZM54 192L51 191L52 194H53ZM70 192H71V191H70ZM120 192H121V194H123V195H121ZM4 193H5V192H4ZM58 193H59V192H58ZM76 193H77V192H76ZM27 194H29V192H28ZM34 194H35V193H34ZM34 194H33V195H34ZM44 194H45V193H43V194L41 193V195H44ZM65 194H66V193H65ZM84 194H83V195H84ZM119 194H120L121 196H120ZM128 194H129V195H128ZM141 194L143 195V199L146 198V199L144 200V201H147V203L145 202L146 204L144 203L143 199L140 198V195H141ZM146 194H147V195H146ZM5 195H6V193H5ZM23 195H24V194H23ZM39 195H40V194H39ZM47 195L49 196V195H51V194H47ZM53 195H54V194H53ZM60 195H59V196H60ZM124 195H128V198H129V199H127V197L124 196ZM134 195H135V196H134ZM142 195H141V197H142ZM145 195H146L147 197H146ZM6 196H7V195H6ZM28 196H30V195H28ZM68 196H69V195H68ZM68 196H67V197H68ZM74 196H75V195H74ZM78 196H79V195H78ZM84 196H85V195H84ZM84 196H83V198H85ZM106 196H107L108 199L106 198V200H104V198H105ZM3 197H4V198H3ZM16 197H15V198H16ZM46 197H47V196H46ZM46 197H45V198H46ZM50 197H52V200H54L53 196H50ZM71 197H72V196H71ZM76 197H77V196H75V198H76ZM81 197H82V196H81ZM122 197H123V198L126 197L125 201H121V200H123ZM134 197H135V198H134ZM20 198H21V197H20ZM24 198H27V197H26V196H23V199H22V198L20 199V201L23 200V201L21 202L22 204H23V202H24ZM28 198H29V197H28ZM28 198H27V200L25 199L26 202H27V201L29 202V203H28V202L26 203V204H28V205H27V207H26L25 216H27L26 213H27V211H28V208H30V207H28V206L31 204V201H35V199L32 200V199L30 198V199L28 200ZM40 198H41V197H40ZM43 198H44V197H42V199H43ZM45 198H44V199H45ZM61 198H63V200H62ZM65 198H66V197H64V196L61 195V197H60L61 200H59L60 202H59L58 204L55 203L56 200H54L55 202L52 201V203H55V204H54V205H55V208L58 207V206H61L60 203H64V202H65V201H64ZM69 198H70V197H69ZM69 198H68V199H69ZM83 198H82V199H83ZM36 199H37V198H36ZM42 199H41V201H43ZM46 199H47V198H46ZM50 199H51V198H49L48 201H49ZM68 199L66 198V202H67V204L70 203V201H69ZM77 199H79V198L77 197ZM131 199L135 200V202H136V201H137V202H140V201H141L140 205H138V203L133 202L132 205H135V204H136V205H138V206L135 205L134 208H132L133 206L131 207V206H130L131 203H129V202H132V201H133V200L131 201ZM136 199H137V200H136ZM140 199H142V200H140ZM6 200H7V201H6ZM14 200H15V199H14ZM79 200H80V199H79ZM128 200H129V201H128ZM11 201H12V200H11ZM50 201H51V200H50ZM61 201H64V202H61ZM74 201H75V200H74ZM74 201L72 202L73 205H74ZM76 201H77V200H76ZM76 201H75V205H74L75 208L77 207ZM103 201H104V202H103ZM105 201H107V202H105ZM118 201H119V202H118ZM142 201H143V202H142ZM16 202H17V201H16ZM18 202H19V201H18ZM39 202H40V201H39ZM66 202L64 203L65 205L62 204L63 207H65V206L67 205ZM84 202H85V201H83V204H87V202H86V203H84ZM97 202H98V201H97ZM149 202H150V201H149ZM5 203H6V204H5ZM10 203H12V202H10ZM21 203H20V204H21ZM32 203H33V202H32ZM34 203H35V202H34ZM36 203H37V201H36ZM52 203H50V204L52 205ZM77 203H78V202H77ZM91 203H90L91 210L94 209V208L96 207V205H98V204H95V207H94V203H93V204H91ZM102 203H101V204H102ZM20 204H18L17 206H19ZM22 204H21V205H22ZM37 204L43 205V203H42V204H41V203H37ZM59 204H60V205H59ZM101 204L98 205L99 209H100ZM124 204H125V203H124ZM124 204H123V205H124ZM142 204H144V205L142 206ZM33 205H35V204H33ZM47 205H49L48 202H47ZM47 205H46V206H47ZM68 205H70V204H68ZM78 205H80V204H78ZM91 205H93V207H92ZM147 205H148V204H147ZM149 205H151V203H149ZM6 206H7V205H6ZM14 206H16V205H14ZM30 206H31V205H30ZM71 206H72V205H71ZM84 206H85V205H84ZM87 206H88V205H87ZM102 206H103V205H102ZM108 206L106 207L107 210H109V209H108ZM117 206H115V207H117ZM141 206H142V207H141ZM0 207H1V206H0ZM4 207H5V206H4ZM4 207H3V208H4ZM8 207H9V206H8ZM19 207L23 208V211H24V209H25L24 207H25V206L22 205V206H19ZM35 207H36V206H35ZM35 207L32 206V207H31L32 210H34L33 208H35ZM37 207H38V206H37ZM40 207H41V206H40ZM43 207H44V206H43ZM47 207H50V206H47ZM47 207H46V208H47ZM61 207H62V206H61ZM137 207H139V208H137ZM146 207H147V206H146ZM6 208H7V207H6ZM15 208H16V207H15ZM21 208H17V209H21ZM38 208H39V207H38ZM59 208H60V207H59ZM72 208H73V207H72ZM72 208H71V209H72ZM75 208H74V209H75ZM109 208H110V207H109ZM112 208H111V209H112ZM124 208H125V207H124ZM129 208H130V209H129ZM143 208H144V207H143ZM17 209H16L15 211H17ZM35 209H36V208H35ZM40 209H41V211L38 210V214H40V212L43 213V211H42L43 208L41 207ZM52 209H53V208H52ZM65 209H66V207H65ZM87 209H89V208H87ZM106 209L104 210L103 213H100V212L97 210V208H95V210H92V211H93V214H94V213L97 214L96 211H98L100 215L102 214L101 216H100V215H96V217L98 216V218H99V216H100V219H101L102 217H105V216H103V214L108 213V211L106 212ZM111 209L109 210V213H110V214L113 213V212L111 213ZM116 209H119V206H118V208H116ZM116 209H114V210H116ZM138 209H139V210H138ZM6 210H7V209H5V208H4V209L0 208V211H1L0 214H1V216H2L0 221H2V219L4 218V215H5ZM112 210H113V209H112ZM120 210H122V208H120ZM3 211H4V212H3ZM19 211H20V210H19ZM39 211H40V212H39ZM47 211H48V210H47ZM56 211H57V210H56ZM61 211H62V210H61ZM67 211H68V210H67ZM75 211H76V209H75ZM78 211H79V210H78ZM78 211H77V212H78ZM88 211H90V209H89ZM88 211H87L85 214L88 213L87 215H88V218L90 219L89 216H90L91 214L89 215V212H88ZM94 211H95V212H94ZM123 211H124V210H123ZM123 211H122V212H123ZM128 211H126V214H127ZM2 212L4 213L3 215H2ZM114 212H115V213H113L114 216H115L116 214H117V216H119L120 213H119L118 210H116V211H114ZM120 212H121V211H120ZM122 212H121V213H122ZM124 212H125V211H124ZM134 212L131 211V214H132V213L134 214ZM28 213H29V211H28ZM28 213H27V214H28ZM56 213H58V212H55V215H56ZM81 213H82V212H81ZM91 213H92V212H91ZM128 213H129V212H128ZM16 214H17V213H16ZM50 214H51V213H50ZM53 214H54V213H53ZM53 214H52V215H53ZM59 214H60V213H59ZM62 214H63V213H62ZM79 214H80V213H79ZM93 214L91 215V218L94 217L96 220H94V219L92 218L93 220L91 221V223H92L93 221H96V223H99V219L96 218L95 215L93 216ZM21 215H22V214H21ZM55 215H54V216H55ZM60 215H61V214H60ZM80 215H81V214H80ZM108 215H109V214H108ZM108 215L106 214V217L109 218L110 215H109V216H108ZM121 215H122V214H121ZM22 216L25 217L24 214H23ZM49 216H50V215H49ZM54 216H52V219H51V217H50V219H49V221H48V223H47V226H45V228H46L47 230H48L49 228H51L52 226L55 227V229H56V226H54V225L59 224V223H56L57 220H58V219H57L58 217H54ZM77 216H78V215H77ZM114 216H113V218H114ZM124 216H125V215H124ZM139 216H141V215H139ZM35 217H36V218H33V219H31V218L29 217V215H28L27 217H25L24 219L19 217V218L22 219V220H21L20 222L18 221L17 224H20L21 222L24 223L27 219H28V220L30 219L31 221L29 220V221L25 222V224H26V223L28 224V222H30L31 224L29 223V226H33L34 223H35L34 226H37V225H39V224H36V222H39V220L37 221V218L39 217V215H38V216L35 215ZM81 217H82V216H81ZM106 217H105V218H106ZM120 217H121V216H120ZM120 217H119V218H120ZM127 217H128V216H127ZM132 217H133V216H132ZM132 217L130 216L129 219L132 220V219H131ZM137 217H138V216H137ZM143 217H145V216L143 215ZM143 217H142V218H143ZM26 218H27V219H26ZM55 218H56V219H55ZM67 218H68V217H67ZM115 218H116V217H115ZM115 218L113 219L114 221H116ZM12 219H13V218H12ZM12 219H11V221H10V219H9L10 223H9L8 220L4 219V220L8 221V223H7L6 221L3 220L4 222H6V225H5V226L2 225V223L4 224V222H0L1 225L4 227L3 230H1V228H0V231H4V232H5L6 229L9 230V228H8L9 226H8V225L12 224V226H13L14 228H13L12 226H11V228L14 229V232H16V229H17L16 226L18 227V225H17L15 222H12V221L14 220V219H13V220H12ZM35 219H36V222L33 223V220L35 221ZM38 219H39V218H38ZM54 219H55V223H54V221H53ZM103 219H104V218H103ZM109 219H110V218H109ZM116 219L118 220V217H117ZM125 219H126V217H125ZM127 219H128V218H127ZM127 219H126V220H127ZM50 220H51V222H53V223H51V226H49V225H50V223H49ZM60 220H61V219H59V221H60ZM74 220H76V219H74ZM78 220H79V219H78ZM97 220H98V221H97ZM106 220H108V219L106 218ZM106 220H105V222H107ZM119 220H120V219H119ZM119 220H118V221H119ZM140 220H141V219H140ZM145 220H146V217H145ZM15 221H16V220H15ZM82 221H83V220H82ZM88 221H89V220H88ZM114 221H113V222H114ZM71 222H72V221H71ZM79 222H80V221H79ZM101 222H102V219L100 220V224H101ZM103 222H104V221H103ZM120 222H121V220H120ZM124 222H126V221H124ZM145 222H146V221H145ZM147 222H149V221L147 220ZM23 223H22V224H23ZM32 223H33V224H32ZM69 223H70V222H69ZM83 223H84V222H81L80 224H83ZM116 223H117V222H116ZM118 223H119V222H118ZM126 223H127V222H126ZM132 223H133V222H132ZM22 224H21V225H22ZM94 224H95V223H94ZM100 224H99V225L96 224V225H97L96 229L92 228V227H95V226H93V224H92V226L89 227V229H87V228L84 229V228H83L85 232L82 231V229H81V232H82V235H81V236L84 238V237L87 236V234H88V236H89V235L92 236V235H94V234L96 235V233H98L96 236L94 235V236H95L94 238H96L97 236H99V234L102 235V233L104 232L103 230L105 229V228H104L105 225L101 224V225H103V227H101ZM138 224H140V223L138 222ZM138 224H137V225H138ZM118 225H119V224H118ZM147 225H148V224H147ZM2 226H0V227H2ZM19 226H20V225H19ZM133 226H134V225H133ZM39 227H40V226H39ZM39 227H38V228H39ZM48 227H49V228H48ZM80 227H81V226H80ZM119 227H120V226H119ZM131 227H132V225H131ZM136 227H137V226H136ZM138 227H139V226H138ZM11 228H10V230L8 231V233L11 232V230H12ZM31 228H32V227H31ZM45 228H42V230H43V231H42V232H43L42 234H44V231H46V230H44ZM102 228H103V229H102ZM109 228H110V227H109ZM109 228H108V229H109ZM127 228H128V227H127ZM32 229H33L34 231H36V232L39 231V229L36 230L34 227H33ZM40 229H41V227H40ZM78 229H79V228H78ZM86 229H87V230H86ZM121 229H122V228H121ZM134 229H137V228H133V232H132L133 237H132V238H133V239H136L137 235H134V234L136 233V232L134 233V231H135ZM146 229H147V228H146ZM33 230H32V232H33ZM49 230H50V229H49ZM105 230H106V229H105ZM110 230H111V229H110ZM118 230H119V229L117 228V231H116V232L120 233L121 231H120V230L118 231ZM131 230H132V228H131ZM141 230H143V229H141ZM52 231H53V229H52ZM86 231H87V232H86ZM96 231H97V232H96ZM112 231H114V230H112ZM136 231L138 232L139 230H136ZM14 232H12V233H14ZM36 232H34L35 235H34L33 233H32V234H33L34 236H36V234L39 235L38 232H37V233H36ZM40 232H41V230L39 231V233H40ZM48 232H49V231H48ZM50 232H51V231H50ZM91 232H92V233H91ZM116 232H115V233H116ZM147 232H148V230H147ZM0 233H1V232H0ZM76 233H77V232H76ZM78 233H80V232H78ZM78 233H77V234H78ZM129 233H130V232H129ZM143 233H144V232H143ZM40 234H41V233H40ZM80 234H81V233H80ZM84 234H86V235H84ZM104 234H108V233L104 232ZM104 234H103V235H104ZM148 234H149V233H148ZM4 235H5V233H3V236H1V237H2V238H3V237H8L7 232H6V235H7V236H4ZM9 235H13V236H11L9 239H11V240H12V239H15L14 234H11V233H10ZM17 235H18V236H17ZM101 235H100V236H101ZM103 235H102V236H103ZM114 235H115V234H114ZM123 235H124V234H123ZM16 236H17V238H18V237H19V234H16ZM73 236H75V235L73 234ZM81 236L79 235L80 238H82ZM91 236H89V238H90ZM117 236H118V238L120 239L122 235H121V233H120V234H117ZM119 236H120V237H119ZM12 237H14V238H12ZM79 237H78V235H77V237H75V238H79ZM111 237H112V236H111ZM134 237H135V238H134ZM17 238H16L15 240H17V241L19 242V240H18L19 238H18V239H17ZM80 238H79V239H80ZM86 238H87V237H86ZM97 238H99V237H97ZM113 238H114V240H115V236H113ZM113 238H112V242H114ZM124 238H125V237H124ZM124 238H123V239H124ZM138 238H139V237H138ZM143 238H144V237H143ZM7 239H8V238H7ZM71 239H72V237H71ZM0 240H2V239H0ZM77 240H78V239H77ZM13 241H14V240H13ZM122 241H123V240H122ZM144 241H146V240H144ZM35 242H36V241H35ZM119 242H121V241H119ZM130 242H131V241H130ZM130 242H129V243H130ZM19 243H21V242H19ZM49 243H50V242H49ZM52 243H53V242H52ZM121 243H123V242H121ZM15 244H16V243H15ZM107 244H108V245H107ZM107 244L105 245V246H107V248H106L107 251L105 250V251H106V255L109 253V249H111L110 246L112 245L111 243H110V246H109V243H107ZM133 244H134V243H133ZM45 245H46V244H45ZM140 245H141V244H140ZM20 246H21V245H20ZM105 246H104V247H105ZM108 246H109L110 248H109ZM131 246H132V242H131ZM142 246H143V244H142ZM1 247L5 249L4 246H0V250L2 249ZM104 247H102V248L105 249ZM121 247H122V246H121ZM121 247H120V248H121ZM132 247H133V246H132ZM135 247H136V246H134L133 248H135ZM143 247H144V249H145V246H143ZM143 247H142V249H143ZM150 247H151V246H150ZM6 248H7V247H6ZM14 248H15V247H14ZM32 248H33V247H32ZM61 248H62V247H61ZM146 248H147V247H146ZM4 249H2V250H4ZM16 249H17V247H16ZM16 249H14V250H16ZM19 249H20V248H19ZM21 249H22V246H21ZM21 249H20V250H21ZM28 249H29V248H28ZM130 249H132V248H130ZM144 249H143V252H144ZM6 250H7L8 253L10 252V251H8L9 249H6ZM6 250H5V251H2V255H0V257H1V256L4 257V258H3V261H4V259H6V260L9 259V260H10L11 258H7V257H5V256H8V257H9V256L12 255L11 253H13V251H12L13 248H12V250L10 249L12 252H10L9 254H8V253L6 254ZM26 250H27V248H26ZM56 250H57V249H56ZM145 250H146V249H145ZM54 251H55V250H54ZM58 251H59V250H57V252H58ZM115 251H116V250H115ZM0 252H1V251H0ZM3 252H4L5 254H3ZM15 253H17V252H15ZM21 253H22V252H21ZM55 253H56V252H55ZM117 253H119V252H117ZM117 253H116V254H117ZM132 253H133V252H132ZM145 253H146V252H145ZM145 253H144V254H145ZM130 254H131V252H130ZM4 255H5V256H4ZM13 255H14V253H13ZM21 255H22V254H21ZM65 255H67V253H66ZM69 255H70V254H69ZM103 255H104V254H103ZM58 256H59V255H58ZM70 256L72 257V255H70ZM107 256H108V255H107ZM114 256H115V255H114ZM11 257H12V256H11ZM15 257H16V256H15ZM56 257H57V256H56ZM71 257H69V260H71V259H70ZM103 257H104V256H103ZM128 257H129V256H128ZM128 257H127V258H128ZM72 258H73V257H72ZM105 258H107V257H105ZM125 258H126V257H125ZM1 259H2V258H0V260H1ZM73 259H74V258H73ZM163 259H164V258H163ZM106 260H107V259H106ZM106 260H104V261H106ZM112 260H113V259H112ZM149 260H150V259H149ZM1 261H2V260H1ZM56 261H57V260H56ZM72 261H74V260H72ZM104 261H103V262H104ZM107 261H108V260H107ZM10 262H11V260H10ZM10 262L8 263V260H7V262L5 261L4 264H6V263H7V264H12V263H13V262H12V263H10ZM57 262H58V261H57ZM101 262H102V261H101ZM121 262H122V261H121ZM143 262H144V261H143ZM15 263H16V262H15ZM48 263H49V262H48ZM51 263H52V262H51ZM53 263H54V262H53ZM71 263H72V262H71ZM79 263H80V262H79ZM107 263H108V262H107ZM0 264H1V263H0ZM2 264H3V262H2ZM41 264H42V263H41ZM49 264H50V263H49ZM54 264H55V263H54ZM58 264H59V263H58ZM104 264H105V263H104Z\"/></svg>",
	"mask_w": 264,
	"mask_h": 264
}]
</instances>
